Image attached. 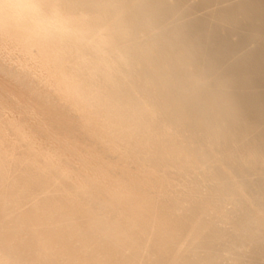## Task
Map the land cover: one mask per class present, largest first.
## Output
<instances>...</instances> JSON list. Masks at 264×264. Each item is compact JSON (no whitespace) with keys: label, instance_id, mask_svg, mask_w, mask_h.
<instances>
[{"label":"bare ground","instance_id":"obj_1","mask_svg":"<svg viewBox=\"0 0 264 264\" xmlns=\"http://www.w3.org/2000/svg\"><path fill=\"white\" fill-rule=\"evenodd\" d=\"M129 2H130V0H128ZM133 1H135V0H133ZM141 1H143V0H141ZM183 1V0H182ZM184 1H186V0H184ZM196 1V0H195ZM198 1V0H197ZM196 1V2H197ZM229 1H232V0H229ZM239 1V0H238ZM129 2H128V4H129ZM146 2V3H145ZM187 2V1H186ZM185 2V3H186ZM190 2V1H189ZM189 2H187V3H189ZM191 2L192 3H194L192 0H191ZM204 2H205V0H204ZM223 2H227V0L226 1H224L223 0ZM153 3V4H152ZM187 3H186V5H183L182 7L184 8V6L186 7L187 6ZM235 3H236V1H235ZM242 3V2H241ZM240 3V4H241ZM205 4V3H204ZM222 4H224V3H221V5ZM226 4V3H225ZM232 4H234V1H233V3H230V5H232ZM236 4H239V3H236ZM240 4L238 5V6H240ZM126 5V6H125ZM198 5H200V4H198ZM188 6H190V4H188ZM192 7L194 6V5H191ZM190 6V7H191ZM200 6H202V5H200ZM199 6V7H200ZM223 6V5H222ZM227 6H229V3L227 4ZM233 6L234 5H232L231 6V8H233ZM236 7H237V5H235ZM195 7H196V5H195ZM194 7V8H195ZM225 7V6H224ZM133 8L135 9V10H133ZM139 8V9H138ZM182 8V9H183ZM196 8H198V6L196 7ZM195 8V9H196ZM226 8V7H225ZM132 9V10H131ZM138 9V11L136 12V10ZM181 9V10H182ZM199 9V8H198ZM197 9V10H198ZM239 10V9H238ZM143 13H142V12ZM232 11H234V10H232ZM129 12H130V14H129ZM217 12V11H216ZM242 11H240V12H238V15L241 13ZM244 13V12H243ZM243 13H241V15L242 16H244V14ZM246 13V12H245ZM217 15H215L216 17H218V13H216ZM247 14V13H246ZM138 15H140V16H138ZM220 15H222L221 13H220ZM219 15V16H220ZM230 15V14H229ZM237 15V14H236ZM237 15V16H238ZM240 15V16H241ZM127 16H128V19H130L131 20V24H129V23H127L128 22V20H127ZM166 10H164V5H163V3H162V1L161 0H155V1H151V2H149V0L148 1H146V0H144V2H143V4L142 3H138V2H136L135 1V4H133L132 3V6H127V2H126V0H0V57H1V53H4L5 51H7V52H5V53H10V56L12 55V56H15V55H13V54H16L17 55V57H18V61L20 62L21 60H20V57L22 56L23 57V55L25 56V58L23 57V59H26L25 60V63H24V68L23 69H25V66H27V68L26 69H32L31 71H35V73L36 72H38L39 73V75L41 74V76L42 75H45L46 76V78L48 77L49 79H50V84L52 83V84H55V85H50V87H52V89H53V87L54 86H56V87H58V90H59V92H60V94H61V92H63L64 90V88L65 87H70L69 89H73L74 87H76L75 89H73V91H75L77 88V90L78 91H80V89L82 90V91H80V92H76V93H78V94H75L76 96L78 95V97L79 98H81L82 99V101H80L79 99H76V100H79V102H85L86 103V101H87V103L90 105V106H93L94 108H101L102 110H99V109H97V111L99 110L100 112H98V113H100V114H102L104 111V114H103V120H106V119H104L105 118V115H106V117H108V120L107 121H109V120H111L114 116L116 117V115L118 114L119 115V113L116 111V110H118L119 111V109L118 108H123V107H118L117 109L115 108V107H117L116 105H115V107H113L114 106V104L116 103V99H118V98H121L123 95L120 93V92H122V91H120V90H122V88L123 87H127L125 84L126 83H133V81H139V80H143V78H141V77H144V76H142L141 75V79L139 78H137V79H135V80H133L132 81V77L131 76H133V71L131 72L132 74L130 75V69H133L132 67H133V65H134V63L136 62L135 61V59L136 60H139V58L141 57V55H139L138 57V59L135 57V59H134V54L137 52V50H139L140 52H141V54L143 55V53H144V49H147L146 51H156V50H158V49H156L157 47V44H155L154 46H152V43L151 44H148V45H144V48H143V46H140V44L138 45V39H140V40H142V36H143V39L144 38H146V36H144V33H146V32H153V30H155V29H150V30H146L145 32L143 31V28H150V27H154L155 25H157V23H158V25H160L159 23L161 22V20H163V19H166ZM235 16V15H234ZM236 16V18H238ZM242 16H241V18H242ZM130 17V18H129ZM221 17V16H220ZM227 17V15L226 16H224L223 15V18H226ZM230 17V16H229ZM245 18H243V19H245V21H247L246 20V16H244ZM222 18V19H223ZM228 18V17H227ZM240 18V17H239ZM238 18V19H239ZM241 18L239 19V20H237L235 23L237 24V25H239L238 23H240V22H242V21H240L241 20ZM168 19V18H167ZM231 19V18H230ZM242 19V20H243ZM218 20H219V18H218ZM221 20V19H220ZM232 20V19H231ZM235 20V18L232 20V22ZM127 21V22H126ZM165 21V20H164ZM225 21H229V19L228 20H225ZM124 22H126L125 24H124ZM130 22V21H129ZM172 22V21H171ZM227 22H225L226 24H228ZM165 23H166V21H165ZM169 24H170V22H168ZM174 24L176 23V21L175 22H173ZM173 23H171V25L169 26V27H171L172 28V26L174 27L175 25H173ZM229 23H231V21L229 22ZM243 23H245V22H243ZM243 23L241 24V25H243ZM248 23V22H247ZM124 24V25H123ZM155 24V25H154ZM162 24V23H161ZM167 24V23H166ZM169 24H167V25H169ZM235 24V25H236ZM158 25H157V27H158ZM229 25V24H228ZM231 25H233L232 23H231ZM163 26V25H162ZM210 26L211 25H209L208 26V28H210ZM143 27V28H142ZM167 27V26H166ZM203 27V26H202ZM202 27H201V29H202ZM242 27V26H241ZM240 27V28H241ZM244 27V26H243ZM165 28V27H164ZM177 28V27H176ZM175 28V29H176ZM179 28V27H178ZM205 28V27H204ZM203 28V29H204ZM208 28H207V30H208ZM232 28H234V29H237L234 25H233V27ZM231 28V29H232ZM238 28H239V26H238ZM240 28H239V30H240ZM157 29V28H156ZM169 28H166V31L168 30ZM173 29V28H172ZM200 29V30H201ZM212 29V28H211ZM152 30V31H151ZM174 30V29H173ZM173 30H168V34L166 33V31H164V32H162V34H161V37L160 36H157V37H160L159 38V40L157 41V42H161L162 43V46L160 45V49H163L161 52L165 55V54H167V52L169 51H172L171 50V46H170V43H169V41L171 42V40H168V36L170 35H172L171 34V32L173 31ZM233 30V29H232ZM162 31H163V29H162ZM180 31V30H179ZM211 31V30H210ZM209 31V32H210ZM235 31V30H234ZM160 31H158V33L157 34H155V33H153V34H155V35H158V34H160L159 33ZM177 31H175L174 32V34L176 33ZM233 32V31H232ZM236 32H237V34H238V31L236 30ZM240 32H241V30L239 31V34H240ZM178 33V32H177ZM181 33V32H180ZM201 33V32H200ZM208 33V32H207ZM234 33V32H233ZM143 34V35H142ZM148 33H146V35H147ZM182 34V33H181ZM210 34V33H209ZM236 35V34H235ZM242 35V34H241ZM240 35V36H241ZM153 36V35H152ZM169 36V37H170ZM173 36V35H172ZM175 37L177 36L176 34L174 35ZM179 36V35H178ZM186 37H187V35H185ZM240 36H239V38L238 39H240ZM156 37V38H157ZM202 37V36H201ZM200 37V38H201ZM242 37V36H241ZM180 38V37H179ZM194 38V37H193ZM209 38H212V37H209ZM208 38V39H209ZM148 39H149V37H148ZM161 39V40H160ZM174 39V38H173ZM177 39V38H176ZM180 39H182V38H180ZM180 39H178V40H180ZM205 39H206V37H205ZM222 39V38H221ZM223 39H225V38H223ZM241 39H243V37L241 38ZM139 40V41H140ZM147 40V39H146ZM195 40L196 39H194V42H195ZM199 40H201V39H199ZM210 40V39H209ZM208 40V41H209ZM228 40V39H227ZM226 40V43L225 44H227V41ZM237 39H235V41H236ZM175 41V40H174ZM173 41V42H174ZM183 41H185V40H183ZM182 40H181V42H183ZM189 41V40H188ZM207 41V42H208ZM213 41V40H212ZM214 41H217V40H214ZM213 41V43H215ZM220 41H223V40H220ZM225 41V40H224ZM231 41V40H230ZM242 41V40H241ZM143 42V41H142ZM173 42H171V44H174ZM176 42V41H175ZM179 42V41H178ZM175 43L176 45H179V43H181V42H179V43ZM193 41H191V42H189L191 45H193V43H194ZM199 42H201V41H199ZM233 42V41H232ZM232 42H231V44H232ZM236 42H238V40L236 41ZM236 42H235V44H236ZM144 43V42H143ZM146 43H148V40L146 41ZM150 43V42H149ZM165 43V44H164ZM224 43V42H223ZM222 43V44H223ZM229 43V42H228ZM245 43H246V41H245ZM248 43V42H247ZM145 44V43H144ZM183 44H185V43H183ZM216 44L218 45V43L216 42ZM215 44V45H216ZM241 44V43H240ZM243 44V43H242ZM249 44V43H248ZM247 44V45H248ZM158 45H159V43H158ZM182 45V44H181ZM181 45H180V47L179 48H183L184 47V45H183V47H181ZM188 45V44H187ZM202 45V44H201ZM215 45H212V47L213 46H215ZM221 45V44H220ZM224 45V44H223ZM222 45V47H224ZM239 45V44H238ZM252 45V44H251ZM174 45H172V47H173ZM200 46V45H199ZM226 47L228 46V45H225ZM229 46H230V44H229ZM233 46V44L231 45V47ZM241 45H239V46H237V48H238V50L237 51H239V47H240ZM243 46V45H242ZM242 46H241V48H242ZM246 46V45H245ZM147 47V48H146ZM178 47V46H177ZM187 47V46H186ZM193 47H194V45H193ZM196 47V46H195ZM218 47V46H217ZM219 47H221V46H219ZM249 47V46H248ZM251 47V46H250ZM254 47V46H253ZM159 48V47H158ZM200 48V47H199ZM198 48V49H199ZM216 48V47H215ZM240 48V49H241ZM256 48V47H255ZM173 49V48H172ZM193 49V48H192ZM196 49V48H195ZM219 49V48H218ZM229 49V48H228ZM228 49H227V51H228ZM235 49H236V45H235ZM182 50V49H181ZM181 50H178V51H181ZM184 50V49H183ZM197 50V49H196ZM211 50H213V49H211ZM220 51H221V48L219 49ZM217 51V49H216V52L215 53H217L218 52V54H220L219 52L220 51ZM223 50H226V49H224L223 48ZM230 50V49H229ZM242 50V49H241ZM240 50V51H241ZM145 51V52H146ZM165 51H167L166 53H165ZM199 51H201V50H199ZM239 51V52H240ZM152 52V53H153ZM161 52H159V55H160V53ZM174 52V51H173ZM184 53H185V50L183 51ZM212 52V51H211ZM214 52V51H213ZM212 52V53H213ZM225 52V51H224ZM231 52H232V50H231ZM233 52H234V50H233ZM232 52V53H233ZM247 52V51H246ZM246 52H244L243 51V53H245L246 54ZM251 52H252V49H251ZM156 53V52H155ZM172 53V52H171ZM170 53V54H171ZM175 53V52H174ZM177 53V52H176ZM188 53V52H187ZM214 53V55L215 56H217L216 54ZM235 53L237 54V55H239L237 52H234L233 54H234V56H236L235 55ZM249 52H247V54H248ZM138 53H136V55H137ZM140 54V53H139ZM151 54V53H150ZM154 54V53H153ZM191 54V53H190ZM211 54V53H210ZM226 54V53H225ZM240 54H242V53H240ZM246 54V55H247ZM253 54H254V52H253ZM148 55V54H147ZM157 55V54H156ZM174 55V54H173ZM177 55H180V54H177ZM176 55V56H177ZM184 55V54H183ZM182 55V56H183ZM187 55H189V54H187ZM200 55V54H199ZM214 55H212V57L214 56ZM229 55V54H228ZM251 55V54H250ZM249 55V56H250ZM7 56H9L8 54H5V57L4 58H7ZM153 56V58H154V55H152ZM151 56V57H152ZM161 56V55H160ZM170 56H172V55H170ZM185 56V55H184ZM194 56V55H193ZM202 55H200V56H198V57H201ZM214 56V57H215ZM219 56V55H218ZM217 56V57H218ZM225 56V55H224ZM223 56V57H224ZM231 56V55H230ZM240 56H242V55H240ZM150 57V58H151ZM162 57H163V55H162ZM161 57V58H162ZM166 59L169 57V55L168 56H164ZM178 57V56H177ZM181 57V56H180ZM187 57V56H186ZM189 57H192L191 55L189 56ZM187 58V59H190V58ZM194 57H197V54L194 56ZM197 57V58H198ZM211 57V56H210ZM222 58V56H219L218 58ZM229 56H227V57H225L227 60L229 59V58H231V57H229ZM237 57V56H236ZM236 57H233V59L235 58L236 59ZM9 58V57H8ZM15 58H16V56H15ZM14 58V59H15ZM158 58H159V56H158ZM158 58L156 57V60H157V62H158ZM161 58H159V59H161ZM171 58V57H170ZM196 58V59H197ZM225 58L223 59V60H225ZM10 59H12V57L10 58ZM10 59H8V62H10L9 60ZM17 59V58H16ZM22 59V60H23ZM144 59V58H143ZM143 59H141V60H143ZM166 59H164V60H166ZM193 58H191L190 60H192ZM195 59V58H194ZM194 59H193V61H194ZM198 59H200V58H198ZM242 59V58H241ZM3 60V59H2ZM7 61V59H4L3 61ZM13 60V59H12ZM171 60V59H170ZM186 60V59H185ZM185 60H184V62H185ZM231 60V59H230ZM2 61V64L4 63ZM16 61V60H15ZM134 61V62H133ZM140 61V60H139ZM139 61H138V63H137V65L139 64ZM155 61V60H154ZM161 61V60H160ZM168 61V60H167ZM196 62H197V64L196 65H199V64H202V62L200 61V63L198 64V61L199 60H195ZM194 61V62H195ZM237 61H239V60H237ZM243 60H241V62H242ZM17 62V61H16ZM16 62L14 63V64H16ZM24 62V61H23ZM132 62H133V65H132ZM141 62H143V61H141ZM153 61H152V59H151V63H152ZM189 62V61H188ZM193 62V64L195 65V63ZM227 62V61H226ZM231 62H233L232 60H231ZM234 62H235V60H234ZM13 62H11V64H12ZM136 63H135V65H136ZM150 63V60L148 61V64ZM154 63L155 64H157L156 66L154 65ZM161 63L162 62H160V65H161ZM163 63H164V61H163ZM162 63V64H163ZM171 63V64H170ZM170 65H172V62L170 61ZM183 63V62H182ZM192 63V62H191ZM190 63V64H191ZM221 63H223V62H221ZM220 63V64H221ZM229 63H230V61L228 62V63H226V64H228L229 65ZM2 64H0L1 66H2ZM8 64V63H7ZM10 64V65H11ZM158 64L159 63H156V62H153V64H151V65H154V67H155V69H154V67L152 68V66L151 67H149V68H151L152 70L150 71V69H149V71H148V68H147V71L151 74V75H149V76H151V78H153V79H151V80H155V81H158V82H160L161 84H162V82H163V84H164V82L165 83H167L165 80L163 81V78L160 76V75H162V74H160V71L162 70L161 68H159L158 67ZM165 64V63H164ZM167 64H168V62H167ZM169 64H168V70H169ZM178 64V63H177ZM205 64V63H204ZM204 64H202L203 66H205V68H206V66H209L210 64L209 63H207L206 65H204ZM219 64V65H220ZM223 64H225V62L223 63ZM225 64V65H226ZM231 64V63H230ZM233 64V63H232ZM236 64H237V62H236ZM241 63H239L238 64V66L240 65ZM4 66H5V64H3ZM17 65V64H16ZM16 65H15V67H16ZM22 65H23V63H22ZM189 65V64H188ZM195 65V66H196ZM224 65V66H225ZM234 65V64H233ZM233 65H230L231 67H233ZM243 65H245V63L244 64H242V66ZM0 66V70L1 69H3L2 67ZM3 66V67H4ZM6 66H9V65H6ZM6 66H5V68H6ZM12 66V65H11ZM132 66V67H131ZM139 66H141V67H143V65H138V67ZM150 66V65H149ZM167 66V65H166ZM173 66H174V63H173ZM172 66V67H173ZM179 66H181V65H179ZM195 66H194V68H195ZM202 66V67H203ZM223 65L221 66V67H224ZM241 66V67H242ZM14 67V66H13ZM17 67H18V65H17ZM19 67H20V65H19ZM18 67V69L19 70H22L21 68H19ZM136 69L135 70H137V67L136 66H134ZM160 67H162V66H160ZM176 67V66H175ZM174 67V68H175ZM178 67V66H177ZM197 67V66H196ZM201 67V68H202ZM220 67V66H219ZM226 67V66H225ZM235 67H236V65H235ZM240 67V66H239ZM241 67H240V69H241ZM8 68V67H7ZM161 69L160 71L159 70H157V69ZM164 68V67H163ZM166 68V67H165ZM164 68V69H165ZM167 68H166V70L165 71H167L168 72V70H167ZM171 68V67H170ZM180 68L182 69V67H179V70H180ZM197 68H199V67H197ZM209 68H210V66H209ZM216 68V67H215ZM214 68V69H215ZM227 69H228V67H226ZM230 68V67H229ZM237 68V67H236ZM244 68H246V67H242V70H244ZM9 69H10V66H9ZM9 69H8V71L7 70H5L6 71V76L8 75L9 76V73H10V75L12 76L13 74H11V70H10V72H9ZM18 69H16V70H18ZM25 69V70H26ZM139 69V68H138ZM177 69V68H176ZM183 69H184V66H183ZM182 69V70H183ZM188 69V68H187ZM187 69H186V71H187ZM212 69H213V67L212 68H210V70L212 71ZM213 69V70H214ZM225 69V68H224ZM258 69V68H257ZM262 69H264V68H262ZM141 70V69H140ZM144 70H146V69H144ZM171 70V69H170ZM172 70H173V68H172ZM198 71L200 70V69H197ZM196 69H192L191 71H187V73L185 74L187 77V79H188V82H189V80H190V84H191V80H195L196 82L199 80V79H202L201 77L199 78L198 76L199 75H197L198 73V71H197ZM218 70V69H217ZM220 70H222V69H220ZM226 70V69H225ZM234 70V68L231 70V72ZM238 70V69H237ZM261 70V69H260ZM4 71V69L2 70V72ZM14 71V70H13ZM23 71V70H22ZM29 72H30V70H28ZM139 70H137L136 72H138ZM143 71V70H142ZM142 71H141V73H142ZM164 71V70H163ZM165 71H164V75H168V76H171L170 75V73H172V72H170V73H165ZM176 71H178V70H176ZM219 71V70H218ZM227 71V70H226ZM240 70H238V72H239ZM245 71V70H244ZM2 72H0V73H2ZM7 72H9L8 74H7ZM18 72V71H17ZM17 72H16V74H17ZM20 72V71H19ZM18 72V73H19ZM24 72V71H23ZM22 72V73H23ZM28 72V73H29ZM33 72H32V75H33ZM148 72L146 73L147 74V76H148ZM205 72V71H204ZM207 72H209L208 71V68H207ZM222 72L224 73V71H221V73L219 74V75H221L222 74ZM235 72V71H234ZM237 71H236V73H238ZM4 73V72H3ZM14 73V72H13ZM21 73V72H20ZM19 73V74H20ZM28 73H25V74H28ZM37 73V74H38ZM141 73H138V74H141ZM143 73H145L144 71H143ZM180 73V72H179ZM182 73H183V71H182ZM202 74H204L203 72H201ZM211 73V72H210ZM242 73H244L243 71H241V74ZM15 74V75H16ZM18 74V75H19ZM24 74V73H23ZM30 74V73H29ZM208 75V79H211V80H213V77L211 78V76H209V73H207ZM213 74V73H212ZM228 74V73H227ZM0 75H3V74H0ZM35 75V74H34ZM67 75H69V79L70 80H68L67 79ZM136 75V74H135ZM134 75V76H135ZM173 75H174V77H176V78H178V76H176L175 75V73H173ZM181 75V74H180ZM205 75V74H204ZM203 75V76H204ZM211 75V74H210ZM228 75H230V74H228ZM228 75L227 76H225V78L226 77H228ZM231 75H233V74H231ZM231 75L228 77V78H231ZM234 75H237L236 76V78H238V75H240V74H234ZM262 75H264V74H262ZM3 76H5V75H3ZM3 76L2 77H0V79L1 78H3ZM8 76H7V78H8ZM14 76V75H13ZM20 76H24V75H19V77ZM29 77H30V75H28ZM44 76V77H45ZM73 76V77H72ZM133 76V77H134ZM138 76V75H137ZM136 76V77H137ZM154 76H158L157 78L155 77V79H154ZM201 76V75H200ZM255 76L256 75H254V76H252V77H254L253 79H256L255 78ZM19 77L17 76V77H15L16 78V82H18V84L19 83H21V81L19 80ZM25 77V76H24ZM27 77V76H26ZM35 77H37V75L35 76ZM135 77V78H136ZM181 77V76H180ZM206 77V76H205ZM221 77H222V75H221ZM12 78V77H11ZM31 78H32V76H31ZM30 78V79H31ZM38 78V77H37ZM41 78V77H40ZM146 78V77H145ZM148 78V77H147ZM146 78V80L148 81V80H150V79H147ZM170 78V77H169ZM169 78L168 79H166V80H168L169 81ZM176 78H174L175 80H177L178 81V79H176ZM182 78H183V74H182ZM185 78V77H184ZM189 78H191V79H189ZM233 78V77H232ZM240 78H241V75H240ZM240 78H239V81H242V80H240ZM244 78V77H243ZM248 78V77H247ZM249 78H250V76H249ZM248 78V79H249ZM259 78V77H258ZM261 78V77H260ZM262 78H264V77H262ZM4 79H6V78H4ZM9 79V78H8ZM7 79V80H8ZM13 79H12V81H10L12 84L15 82H13ZM18 79V80H17ZM21 79V78H20ZM33 79V78H32ZM32 79L29 81V82H27V79H26V81L24 80V78H23V80L25 81V82H27L26 84H28V86L31 84V82H32ZM43 76H42V80L41 81H43ZM49 79H47V80H49ZM72 79V80H71ZM73 79H75L74 81H73ZM134 79V78H133ZM157 79V80H156ZM162 79V80H161ZM180 79V78H179ZM203 79H204V77H203ZM222 79V78H221ZM235 79V78H234ZM67 80V81H66ZM131 80V81H130ZM141 80V82L143 83V81ZM180 80H183V79H180ZM185 80V79H184ZM205 80H207V78H205ZM205 80H202V81H200V83L202 82L203 83V81L205 82ZM219 80H220V78H219ZM222 80H224V79H222ZM222 80H221V82H222ZM245 80H246V78H245ZM257 80H259V79H257ZM262 80H264V79H262ZM2 81H4L3 79H2ZM20 81V82H19ZM35 81V80H34ZM37 81V80H36ZM45 81H46V79H45ZM85 81V82H84ZM124 81H126V83L124 82ZM154 81V83H156ZM171 82L173 81L172 79L170 80ZM194 81V82H195ZM215 81V83H216V81L217 80H213V81H211L212 83V88L214 87L213 85H214V82ZM237 81H238V79H237ZM249 81V80H248ZM250 81H251V78H250ZM254 81V80H253ZM253 81H252V83H253ZM256 81V80H255ZM254 81V83H258L259 82V84H260V81H256L255 82ZM15 82V83H16ZM25 82H23L22 81V83L21 84H23V83H25ZM39 82H40V79H39ZM47 82V81H46ZM125 83V84H123L122 85V83ZM140 82V81H139ZM146 82V81H145ZM150 82H152V81H149V83ZM157 82V83H158ZM182 82V81H181ZM185 82L186 83H188L186 80H185ZM195 82V83H196ZM210 82V81H209ZM220 82V81H219ZM224 82H226V81H224ZM244 82V81H243ZM44 83V82H43ZM42 83V84H43ZM79 84V85H76V84ZM148 82L146 83V85L147 84H149ZM174 83V82H173ZM176 83V82H175ZM186 83L184 84V86L186 85ZM193 83V82H192ZM199 83V81L193 86V88L195 87V86H197V84ZM200 83H199V86H197L198 87V89H199V87L200 88H202V90H200V91H198L197 93H199V94H196L198 97H199V100H197L196 102H198V101H202V100H204V101H206V100H208V102L210 101V103H211V99H213L214 97H215V95L217 94H215V92L214 91H216L217 90V86H216V84H215V87H216V90H214V91H212L211 90V92H213V94L214 95H211V92H208L207 90L209 89V87H207L208 85H211L210 83L208 84L207 83V81L205 82L206 84H208V85H206V84H204L203 83V85L202 86H200ZM218 83V82H217ZM241 83V82H240ZM245 83H247V81L245 82ZM251 83V85L253 86V84ZM262 83H264V81H262ZM262 83L259 85L260 87H261V85H262ZM11 84V85H12ZM20 84V85H21ZM26 84H23V85H21L24 89L26 88L25 86H27ZM45 85H46V83H44ZM135 84V82L133 83V85ZM144 84V83H143ZM143 84L141 85V83H138L137 85L138 86H140V87H142L143 86ZM171 84V83H170ZM179 84H181V83H179ZM179 84H175V85H179ZM190 84H188V86L190 85ZM239 84V83H238ZM3 85V84H2ZM2 85H1V88H2ZM7 85H8V83H7ZM17 85V84H16ZM25 85V86H24ZM37 86V83L36 84H34L33 83V86ZM40 85H41V82H40ZM49 85V83H47V85L46 86H48ZM150 85H151V83H150ZM167 85V84H166ZM166 85H165V87H166ZM172 85V84H171ZM170 85V86H171ZM175 85H173V86H175ZM193 85V84H192ZM204 85H206V87L208 88V89H206V91H204L203 90V88H205V86ZM220 85V84H219ZM223 85V84H222ZM224 85H226L225 83H224ZM223 85V86H224ZM244 85H246V84H244ZM251 85H247V86H250L251 87ZM255 85V84H254ZM257 85V84H256ZM255 85V87H257V89H259L258 88V86H256ZM5 87H6V84L4 85ZM14 86V88H15V84L13 85ZM18 86V85H17ZM16 86V87H17ZM28 86H27V88H28ZM33 87V90H36L35 88H37V87ZM39 86V85H38ZM120 86H121V89H120ZM148 86V87H147ZM146 87H147V89L145 88V87H143V89L145 88L146 90H148V92H149V94L148 95H146L147 97L150 95V98H151V96L153 97V93H151L150 94V92H152L153 91V89H151L150 88V90L151 91H149V85H147ZM157 86H159V85H157ZM168 86V85H167ZM182 86V85H181ZM237 87H238V85H236ZM239 86H240V84H239ZM5 87H3V89L5 88ZM42 87V86H41ZM41 87L39 86L38 87V91L41 89ZM64 87V88H63ZM73 87V88H72ZM105 87H107V88H105ZM135 87V86H134ZM130 87V88H127V89H130V90H133V92H134V89L137 87ZM150 87H152V86H150ZM153 87H155L156 88V84H154L153 85ZM164 87V88H165ZM176 87V86H175ZM183 87V86H182ZM186 87V86H185ZM192 87V86H191ZM196 87V88H197ZM210 87V88H211ZM214 87V88H215ZM219 87L220 86H218V89H219ZM226 87V86H225ZM228 88H229V85L227 86ZM241 87V86H240ZM245 87V86H244ZM0 88V90H2L3 91V89H1ZM10 88V85H9V87H8V89ZM12 88V87H11ZM40 88V89H39ZM47 88V87H46ZM139 88V87H138ZM160 88H161V86H160ZM163 88V89H164ZM171 88H172V86H171ZM170 88V89H171ZM189 88V87H188ZM188 88H187V90H185V91H189V93H191L190 92V90H188ZM196 88H194V90H196ZM213 88V89H214ZM228 88H225V89H228ZM242 89H243V87H241ZM16 89H19L18 91H20V86H19V88H15V89H13V91L14 90H16ZM29 89H32L31 87L29 88ZM43 89V88H42ZM49 89V88H48ZM56 89V88H55ZM68 89V88H67ZM66 89V90H67ZM104 89V90H103ZM143 89H140V91L142 92L143 91ZM145 89H144V93H143V95H145L146 93H145ZM167 90L169 89V88H166ZM166 89H164V91L166 90ZM174 89V88H173ZM176 89V88H175ZM178 90H180V89H182V88H180V86L177 88ZM183 89H185L184 87H183ZM182 89V90H183ZM189 89H192V88H189ZM221 89H223L224 90V87H221ZM236 89V88H235ZM235 89H233L234 90V92H236L238 89L240 90V88L238 87V89H236V91H235ZM256 89V90H257ZM262 89H264V87H262ZM5 90V89H4ZM10 90V89H9ZM6 91V92H4L5 93V96H6V93L7 92H9L10 93V91ZM21 90H22V88H21ZM27 89H25V91H26ZM47 90V89H46ZM57 90V89H56ZM63 90V91H62ZM125 90V89H124ZM130 90H129V92H130ZM157 90H159V91H157L158 92V95H159V92H160V89H159V87H157ZM246 90V89H245ZM245 90H242V91H245ZM261 90V89H260ZM28 92L30 91V90H27ZM26 91V92H27ZM37 91V92H38ZM41 91V90H40ZM43 91H45V90H43ZM50 91H52V90H50ZM50 91H49V93H50ZM68 91H70V90H68ZM154 91H156V89L154 90ZM163 91V90H162ZM184 91V92H185ZM197 91V90H196ZM226 91V90H225ZM224 91V92H225ZM231 91V90H230ZM254 91V90H253ZM258 91V90H257ZM262 91V90H261ZM15 92H17V91H15ZM36 92V93H37ZM52 92H54V93H59V92H55V90L54 91H52ZM52 92L50 93V95L52 94ZM67 92V91H66ZM66 92H63L64 94L66 93ZM72 92V91H71ZM125 92H128V90L126 91L125 90ZM125 92H123V93H125ZM137 92V91H136ZM141 92H139V94L137 93L136 94V96L135 97H137V95H142V94H140ZM168 92V91H167ZM169 92H171L172 93V90L171 91H169ZM166 93L167 95H163V97L161 98L162 99V101H160V102H158L157 100H156V102H152L151 103V99H149L150 100V102L149 103H151L150 104V109H149V111L150 110H152V108H153V112L154 111H156L157 110V112H158V114H159V112H161L162 114H164V113H166V111L168 110V111H170L169 109L171 108V107H173V108H175V109H178L179 110V112L181 111L182 113L183 112H185V110H186V108H187V103L186 102H184V100H181L182 98L180 97V99L179 98H177L176 99V97L177 96H179V95H177L176 96V94L173 96V97H175V99H172V101H170V97L168 96V94L170 95V93ZM176 92H177V90H176ZM175 92V93H176ZM182 93H183V91H181ZM218 92H220V90L218 91ZM222 92V91H221ZM224 92H222V93H224ZM239 92V91H238ZM241 92V91H240ZM240 92H239V95H240ZM248 92V91H247ZM247 92L245 93V94H247ZM259 92V91H258ZM0 93H2V92H0ZM4 93H3V96L2 97H4ZM48 93V94H49ZM68 93V92H67ZM131 93V92H130ZM129 93V94H130ZM174 93V92H173ZM181 93V96L182 95H184V94H182ZM192 93L194 94V92H193V90H192ZM191 93V94H192ZM196 93V92H195ZM227 93H228V95H229V91L227 90ZM231 93H232V91H231ZM252 93H254V92H252ZM262 93H264V92H262ZM8 94V93H7ZM33 94V93H32ZM73 94V93H72ZM121 94V95H120ZM134 94H135V92H134ZM165 94V93H164ZM177 94H179V93H177ZM226 94V93H225ZM235 94V93H234ZM259 94H261L260 92H259ZM258 94V95H259ZM14 95V97H15V93L13 94ZM18 93H17V95H16V99H17V97H18ZM35 95V94H34ZM43 95V94H42ZM47 95V94H46ZM46 95H44V96H46ZM54 95V94H53ZM113 95V96H112ZM125 95V94H124ZM142 95V96H143ZM155 95H157V94H155ZM157 95V97H159ZM173 95V94H172ZM187 95V94H186ZM186 95H184L185 97H187ZM222 95V94H221ZM231 95V94H230ZM232 95H233V93H232ZM231 95V96H232ZM244 95V94H243ZM257 95V94H256ZM1 96V95H0ZM8 96V95H7ZM11 96H12V94H11ZM26 95H24V97H25ZM31 96V95H30ZM33 96V95H32ZM31 96V97H32ZM37 96H40L39 94L37 95ZM43 96V97H44ZM56 96V95H55ZM54 96V97H55ZM58 96H64V95H58ZM66 96H67V94H66ZM65 96V97H66ZM73 96V95H72ZM83 96H84V98H83ZM116 96V97H115ZM126 96V95H125ZM130 96H132L131 94H130ZM162 96V95H161ZM169 98H168V97ZM194 96V95H193ZM220 96V95H219ZM238 96V95H237ZM8 97H10V95L8 96ZM8 97H4V98H1L0 97V100L2 101V99H5L4 101H6V99L8 98ZM19 97H20V95H19ZM27 97V96H26ZM25 97V100H26V102H27V99L29 100L31 97H28V98H26ZM36 97V96H35ZM42 97V96H41ZM46 97H48V95L46 96ZM65 97H64V101H65ZM69 97H71V95L70 96H67V98H69ZM111 97H115V98H113V99H115L114 101V104L112 103V98ZM139 97V96H138ZM137 97V98H138ZM141 97V96H140ZM147 97H145L146 99H147ZM183 97V96H182ZM188 97H190V98H193V97H191L190 96V94H189V96ZM188 97H187V99H188ZM236 97V96H235ZM242 97V96H241ZM245 96H243V98H244ZM247 97L248 96H246L245 98L247 99ZM33 98V97H32ZM31 98V99H32ZM49 98H50V96H49ZM53 98V97H52ZM75 98V97H74ZM111 98V101L110 100H108V99H110ZM132 98H133V96L131 97V99H130V97L128 98L127 96H126V100L127 101H129V100H132ZM166 98H168V99H166ZM184 98V97H183ZM215 98H218V100L215 102V99H214V101H213V103L215 102V103H217L218 101H219V97H215ZM221 98V97H220ZM239 98H240V96H239ZM245 98H244V100H245ZM252 98H255V97H252ZM10 99H12V98H10ZM16 99L14 100V99H12L13 100V102L11 103V101L9 100V98L7 99V100H9V104H10V106H11V104H13L14 102V104H17L16 103ZM20 99V98H19ZM31 99L29 100V102L31 101ZM34 99V98H33ZM32 99V100H33ZM36 99V98H35ZM41 99V98H40ZM39 99V100H40ZM45 99V98H44ZM54 99V98H53ZM53 99H52V101H53ZM144 99V98H143ZM153 99H156V98H153ZM158 99V98H157ZM194 99V101L197 99L196 97L195 98H193ZM223 99H225V96L224 97H222V99L221 100H223ZM249 99V98H248ZM250 99H251V97H250ZM257 98H255V100H256ZM36 100H38V99H36ZM38 100V102L36 101V103L38 104V105H40L39 104V101ZM48 100V99H47ZM50 100V99H49ZM58 100H59V98H58ZM57 100V102H58V106H59V101ZM60 100H62V98L60 99ZM68 100H70V98L69 99H67L66 100V103H68L67 101ZM75 100V99H74ZM84 100H86V101H84ZM121 100H123V99H120V101ZM125 100V99H124ZM123 100V101H124ZM125 100V101H126ZM139 101H141V103H143V101H142V99L140 100V99H138ZM181 100V101H180ZM192 100V99H191ZM228 101V98H226L225 99V102H227ZM235 100V99H234ZM252 100V99H251ZM0 101V102H1ZM3 101V102H4ZM18 101V100H17ZM21 102H24L23 100H20ZM41 101H42V99H41ZM51 101V102H52ZM56 101V100H55ZM63 101V102H64ZM110 101V102H109ZM118 101H119V99H118ZM119 101V102H120ZM138 101V102H139ZM145 101V100H144ZM154 101V100H153ZM185 103V105H184V103ZM185 101H188L189 102V100H186L185 99ZM193 101V100H192ZM229 101H230V99H229ZM229 101H228V103H229ZM233 101V100H232ZM230 101V103H232V105H233V102H235V101ZM236 101H237V97H236ZM241 100H239V102H240ZM258 101V100H257ZM256 101V102H257ZM260 101V100H259ZM3 102H1V103H3ZM18 103L17 105L18 106H21L22 105V103ZM25 102V103H26ZM29 102H27V103H29ZM32 102V101H31ZM45 102H46V100H45ZM44 102V103H45ZM75 102V101H74ZM73 102V103H74ZM78 102V103H79ZM130 102V101H129ZM137 102V101H136ZM208 102H204L205 104L206 103H208ZM238 102V101H237ZM241 102H243V101H241ZM246 102V101H245ZM261 102H264V101H261ZM7 102H4V105L6 104ZM23 104V105H27V103L26 104ZM71 104H73L72 102H70ZM87 103H86V105H87ZM108 103H112L113 105H111V107L112 108H115V109H113V110H111L110 109V105L108 104ZM120 103H123L122 101L120 102ZM120 103H118V104H120ZM125 103V102H124ZM146 103V102H145ZM192 103V102H191ZM200 103V102H199ZM203 103V102H202ZM201 103V104H202ZM209 103V104H210ZM215 103L213 104L214 106H215ZM219 103V102H218ZM217 103V104H218ZM221 103V102H220ZM230 103H229V105H228V107L230 106ZM247 103L248 102H246V103H243V104H245V105H247ZM253 103H255V101L253 102ZM20 104V105H19ZM31 104V103H30ZM29 104V105H30ZM37 104L34 106L33 105V103H32V105H33V107L35 108L36 107V109L38 108V106H37ZM41 104H43V103H41ZM46 105L48 104V103H45ZM61 104H62V102H61ZM69 104V103H68ZM75 104V103H74ZM73 104V105H74ZM81 105H82V103H80ZM128 104V103H127ZM137 104H139V103H137ZM136 104V105H137ZM144 104V103H143ZM190 104V103H189ZM195 104H197V103H195ZM194 104V105H195ZM212 104V103H211ZM222 104V103H221ZM237 104V103H236ZM239 104V103H238ZM240 104H242V103H240ZM252 104V103H251ZM250 104V105H251ZM258 104V103H257ZM262 104V103H261ZM16 105V108L18 107ZM32 105H30V106H26V107H28V108H26V110L28 111V109L29 110H35V109H33V108H31L32 107ZM52 105H55L56 106V109L58 110V112L59 111H61L63 108H61L60 110L58 109L59 107H57V105L56 104H54V103H52ZM66 105V104H65ZM70 105V104H69ZM72 105V106H73ZM76 105H78L77 103H76ZM76 105L74 106V107H76ZM89 105H88V108H90L89 107ZM129 105V104H128ZM128 105H124V104H122V106H124L125 108L126 107H129ZM130 105H131V103H130ZM140 105V104H139ZM193 105V104H192ZM194 105L192 106L193 108H196V107H194ZM200 105V104H199ZM198 104L197 105H195V106H197V108H199L200 106H199ZM223 105V104H222ZM227 105V104H226ZM244 105V106H245ZM249 104H248V106H250ZM259 105V104H258ZM258 105H256L255 104V108L254 109H256L257 108V106ZM262 105H264V104H262ZM1 106H3V104H1ZM7 106V105H6ZM6 106H3V111L1 110L0 112H7V116H9V115H11L12 114V117L10 118L9 117V120L11 119H15L14 121L18 124V125H20L21 123H18L17 121L18 120H20V119H22L23 118V116L24 117H26L27 115H25L24 113H23V115H22V112H19V114L21 113V117L19 116V115H17L16 117H17V119H18V116L20 117L18 120H16V118H14V116H13V111H11V114L10 113H8V111L7 110H9V108H10V106L9 107H6ZM12 106H15V105H12ZM12 106H11V108L10 109H14V108H12ZM24 106V107H25ZM47 106H50L51 107V104L50 105H47ZM63 107H64V103H63V105H62ZM61 106V107H62ZM71 105H70V107H72ZM84 106V108H85V105H83ZM147 106H149L148 104H147ZM191 106V105H190ZM189 106V107H190ZM199 106V107H198ZM205 106V105H204ZM211 106V105H210ZM213 106V107H214ZM235 106V105H234ZM241 105H238V106H236V107H240ZM261 106V105H260ZM30 107V108H29ZM39 107H41V105L39 106ZM42 107H43V105H42ZM41 107V108H42ZM52 107H54V106H52ZM66 107H68V105H66ZM66 107H65V109H66ZM81 107V106H80ZM80 107H79V109H80ZM92 107V108H93ZM139 107H141V106H139ZM138 107V108H139ZM203 107V106H202ZM207 107H209V105L207 106ZM213 107H210V109L212 108L213 109ZM216 107V106H215ZM214 107V108H215ZM227 107V108H228ZM236 107H235V109H236ZM246 107V106H245ZM250 107H252V106H250ZM261 107H264V106H261ZM261 107H259L260 109H261ZM5 108H7L6 110H5ZM23 108V106L20 108V109H22ZM44 109H45V106L43 107ZM48 108L49 107H47V110H48ZM81 108H83V107H81ZM83 108V110L82 109H80V110H82V111H84L85 109ZM137 108V109H138ZM204 108H206V106L204 107ZM222 108H224V107H222ZM226 108V109H227ZM230 108V107H229ZM233 108V107H232ZM241 108V107H240ZM253 108V107H252ZM251 108V109H252ZM1 109V108H0ZM44 109H42L43 110V112H44ZM55 108H54V110H56ZM71 109H73V108H71ZM75 110H76V112L77 113H81V112H78V107H77V109L76 108H74ZM110 109V110H109ZM142 109V108H141ZM141 109H138V110H141ZM143 109H145V111L147 110V108H144L143 107ZM175 109H173V110H175ZM188 109V108H187ZM207 109V108H206ZM209 109V108H208ZM209 109V110H210ZM218 109V108H217ZM242 109V108H241ZM247 109V108H246ZM245 109V110H246ZM251 109H249L248 111H251ZM258 109V108H257ZM17 109H15L14 110V112L16 111ZM23 110H25V109H23ZM23 110H20V111H23ZM39 112H33V111H31L32 113H34V114H32L31 112H28V113H30L31 115H34V117H35V119H37L38 120V118H36V114L37 113H40L41 112V109H37ZM52 110V111H51ZM64 110V109H63ZM63 110L61 111L62 113H65V112H63ZM75 110H74V112H75ZM79 110V111H80ZM88 110L89 109H87L86 108V110L84 111V112H88ZM121 110V109H120ZM122 110H125L126 111V109H122ZM121 110V111H122ZM189 110V109H188ZM187 110V111H188ZM195 110H198V109H195ZM195 110H194V112H195ZM201 110H203L202 108H201ZM219 110V109H218ZM218 110H216V111H218ZM17 111H19V109L17 110ZM27 111H24L25 113L27 112ZM36 111V110H35ZM49 111L50 112H53V109L51 108H49ZM69 111L70 110H68V113H69ZM121 111H119L120 113H121ZM177 111V110H176ZM189 111H191V109L189 110ZM188 111V112H189ZM198 111H200V110H198ZM214 111V110H213ZM230 112H231V109L229 110ZM239 111V110H238ZM241 111H243L242 113H244V109H242ZM240 111V112H241ZM49 112V113H50ZM55 112V111H54ZM93 112V111H92ZM92 112L90 113V114H92ZM102 112V113H101ZM116 112H117V114H116ZM124 112V111H123ZM130 112V111H129ZM133 112V111H132ZM144 112V111H143ZM141 113V114H143V117H144V113ZM170 112H172V111H170ZM178 112V113H179ZM194 112H190V113H194ZM203 112V111H202ZM221 112V111H220ZM245 112H247V111H245ZM255 112V111H254ZM262 113H264V111H261ZM0 114V116H2L3 114ZM15 113H17V112H15ZM14 113V114H15ZM27 113V114H28ZM47 113V112H46ZM61 113V114H62ZM71 113H73V112H71L70 111V114ZM76 113V114H77ZM95 113V112H94ZM93 113V114H94ZM126 113H128V111H126ZM134 113V112H133ZM139 113V112H138ZM137 113V114H138ZM140 113L138 114V115H140ZM169 113V112H168ZM172 113H174V112H172ZM171 113V114H172ZM190 113L188 114L190 117H191V115H190ZM201 113V112H200ZM206 113V112H205ZM205 113H202V114H204V116L203 115H201L200 116V118L202 119V118H204L205 117ZM208 113H209V111H208ZM208 113H207V117H209L210 116V114H209V116H208ZM222 113V112H221ZM224 113V112H223ZM256 113H258V111L256 112ZM4 114H6V113H4ZM30 114H28L29 116H30ZM50 114H52V113H50ZM49 114V116L50 117H52L51 115ZM54 114V113H53ZM56 114V113H55ZM58 114V113H57ZM56 114V115H57ZM60 113H59V118H61V117H63L62 115H61ZM66 114H67V112H66ZM66 114H65V117L66 118H68L69 116H70V114L68 115L67 114V116H66ZM73 114H75V113H73ZM71 115V116H75V115ZM82 114V116L80 115L79 117L81 118V117H83V116H85V117H88L89 118V116H86L85 115V113H84V115H83V112L81 113ZM89 114V113H88ZM97 113H95V115H96ZM125 114V113H124ZM136 114V113H135ZM136 114V115H137ZM158 114L156 115V116H158ZM171 114L169 115V116H171ZM184 114V113H183ZM198 114V113H197ZM216 114V113H215ZM225 114V113H224ZM233 114V113H232ZM235 114V113H234ZM234 114L232 115V116H234ZM247 114V113H246ZM39 116H40V114H38ZM43 115H46L45 113L43 114ZM117 115V116H118ZM127 115V114H126ZM166 115V114H165ZM165 115H162V116H165ZM174 115H176V113L174 114ZM195 115V114H194ZM198 115H200V114H198ZM226 115V114H225ZM225 115H223V116H225ZM240 116L242 115V114H239ZM262 115H264V114H262ZM3 116H5L6 117V115H3ZM29 116H28V118L26 119L25 118V120L28 122V123H30V119H32L31 117H30V119H29ZM41 116H42V113H41ZM69 117L68 119H69V122H70V128L69 129H71V124L73 123L72 122V117ZM97 116H99V114L97 115ZM102 116V115H101ZM101 116H99L98 118H100ZM122 116H123V113L120 115V116H118V117H120L121 118V120H123V118H122ZM132 116H133V114H132ZM132 116H129L128 115V117L131 119V118H133V121L134 120H136V122H137V119H135L134 117H132ZM141 116V115H140ZM168 115H167V117H168V119L169 120H167V122H169L171 119H172V117H171V119H170V117H169ZM173 116V115H172ZM179 116V115H178ZM183 116V115H182ZM195 116H197V115H195ZM203 116V117H202ZM221 116V115H220ZM219 116V117H220ZM227 116V115H226ZM231 116V115H230ZM230 116H228V117H230ZM259 115H257V117H258ZM43 117V116H42ZM56 117V116H55ZM65 117H63L65 120H66V118ZM76 117V116H75ZM96 117V116H95ZM114 117V118H115ZM139 117V116H138ZM167 117H165V118H167ZM186 117H188V116H186ZM217 117H218V115H217ZM216 117V118H217ZM219 117L216 119V122H217V120L219 119ZM242 117H244V116H242ZM260 117V116H259ZM46 118H49L48 117V114H47V117H45V119ZM58 118V119H59ZM76 118H78V117H76ZM79 118V119H80ZM91 118V117H90ZM89 118V119H90ZM94 118V117H93ZM92 118V119H93ZM97 118V119H98ZM102 118V117H101ZM110 118V119H109ZM129 118H126L125 116H124V119L126 120V119H128L129 120ZM146 118V117H145ZM158 118H161L160 116L158 117ZM164 118V119H165ZM179 118H180V116H179ZM183 119L185 118V117H182ZM182 118H180L181 120H182ZM189 118V117H188ZM192 118V117H191ZM194 119H195V121H197V118H195V117H193ZM215 118V117H214ZM239 118V117H238ZM2 119H3V117H2ZM1 118H0V120L2 121L1 123H2V125H1V127L2 126H5V125H3V123H4V121L3 120H5V119H3L2 120ZM8 119V118H7ZM6 119V123H8L9 122V120H7ZM24 119V118H23ZM40 119V122H42L41 120H42V118L40 117L39 118ZM45 119H43V124L45 125V126H43L44 128L45 127H47V126H49V124H45ZM52 119V118H51ZM56 118H54V116H53V119L52 120H55ZM58 119H57V121H58ZM62 119V118H61ZM68 119H67V121H68ZM70 119H71V121H70ZM78 119V120H79ZM86 119V118H85ZM85 119H84V117H83V120L85 121ZM88 119V120H89ZM91 119V120H92ZM116 119V118H115ZM115 119H112V120H114L113 121V126L115 127V125H116V127L114 128V129H116L117 128V124L119 123V125H118V127H120V121H117L118 123H115L116 122V120ZM144 119V118H143ZM150 119V116L148 117V120ZM163 119V120H164ZM173 119L175 120V116H173ZM173 119H172V122H173ZM198 119H199V117H198ZM201 119H199L198 121L199 122H197L198 124L201 122L200 120ZM222 119H225V120H227V118H222ZM229 120L231 119V118H228ZM237 119V118H236ZM262 119V118H261ZM260 119V120H261ZM10 120V121H11ZM33 120V119H32ZM36 120V121H37ZM45 120V121H44ZM63 121L64 122V124H63V126L64 125H66V126H69V124L67 125V124H65V122L66 121ZM77 119H75V121H76ZM77 120V121H78ZM87 120V119H86ZM117 120H120L119 118L117 119ZM124 120V121H125ZM140 121L142 120V119H139ZM166 120V119H165ZM177 120H178V123H179V121H180V124H181V120H179V119H177L176 118V123H177ZM190 120V119H189ZM187 121V124H188V126H189V123L188 122H190V121ZM208 120H209V118H208ZM207 120V121H208ZM213 120V119H212ZM215 120V119H214ZM213 120V121H214ZM220 121H222L221 119H219ZM232 120H234V119H232ZM231 120V121H232ZM8 121V122H7ZM35 121V120H34ZM39 121V120H38ZM56 121V120H55ZM56 121V122H57ZM60 121V120H59ZM57 122L58 124L60 123V122ZM62 121V120H61ZM90 121V120H89ZM89 121H87L85 124H84V129H86V131H84L86 134H84V132H83V134L85 135V136H83V134L81 135L79 132H77L74 128H76L77 126L76 125H78L76 122V125L73 123L72 125H75L74 126V128L72 127V129L73 130H75L76 131V134L74 133V132H72V133H70L71 135H72V137L74 136V134L77 136L78 135V133L81 135V137L83 136V137H88L89 136V134H87V133H89V132H91L92 131V134H93V130H91L92 129V126H91V122L93 121H91V122H89ZM96 120H94L93 121V123L95 122ZM132 121V119L130 120V122L129 123H132L131 122ZM140 121H138V122H140ZM142 121H144V120H142ZM141 121V122H142ZM152 121V120H151ZM157 121V120H156ZM156 121L154 122V123H156ZM185 121V120H184ZM183 121V122H184ZM202 121H204L205 122V120H202ZM213 121H211V122H213ZM236 121V120H235ZM235 121H232L234 124H236V122ZM241 121V120H240ZM239 121V122H240ZM244 121V120H243ZM261 121H264V119H262ZM20 122V121H19ZM25 122V121H24ZM27 122H25L26 124H28ZM33 122V121H32ZM40 122H38L39 123V127H40V125H42ZM46 122H51L50 124V126H49V130H50V127L52 126V124H53V122L50 120H48L47 119V121ZM55 122V123H56ZM79 122H80V120H79ZM89 122V123H88ZM98 122H100L99 121V119H98ZM104 122H106V121H104ZM110 123H111V121H109ZM121 122H123V121H121ZM126 122H128V121H126ZM146 122H147V119H146ZM159 122V121H158ZM157 122V123H158ZM161 123H162V121H160ZM166 122V121H165ZM209 122V121H208ZM211 122H209V123H211ZM215 122V121H214ZM213 122V124H210V126L211 127H213L212 125H214L215 123ZM232 122H229V125H230V123L232 124ZM245 122V121H244ZM243 122V123H244ZM6 123H4V124H6ZM10 123H12V122H10ZM9 123V124H10ZM34 124H35V122H33ZM32 123V124H33ZM37 123V122H36ZM37 123V124H38ZM54 123V124H55ZM56 123V124H57ZM67 123V122H66ZM83 122L81 121V124H82ZM92 123V124H93ZM97 123V122H96ZM102 124H101V126L104 124L103 123V121L101 122ZM110 123H107L108 125H107V127H105L104 125V127H105V130H106V128L108 129V126L110 127L111 126V124ZM114 123H115V125H114ZM129 123H127L128 124V126H129ZM149 123L150 124H152L153 122H150V120H149V122H148V125H149ZM156 123V124H157ZM174 123V122H173ZM175 123V124H176ZM177 123V124H178ZM185 123V122H184ZM191 123V122H190ZM193 123H194V121H193ZM207 123V122H206ZM219 123V122H218ZM224 123V122H223ZM222 123V124H223ZM246 123H248V122H246ZM256 123V122H255ZM254 123V124H255ZM262 123V122H261ZM14 123H12L11 125H13ZM16 124V125H17ZM22 124H24L23 123V121H22ZM21 124V126L23 127V125ZM26 124H24V126L26 125ZM53 124V125H54ZM55 124V125H56ZM57 124V125H58ZM81 124H79V125H81ZM90 124V126H88L87 128H85V126L86 125H89ZM100 124V123H99ZM98 124V125H99ZM127 124H125V126L127 125ZM133 125L132 126H135L136 124L135 123H132ZM135 124V125H134ZM140 124H143V123H139L138 125H140ZM146 124V123H145ZM142 125L143 127L145 126V127H149V129L151 128L152 129V127H155L156 126V124L154 125V126H146V125ZM174 124V125H175ZM177 124L175 125V126H177ZM179 124V125H180ZM192 124V123H191ZM201 124V123H200ZM199 124V125H200ZM205 124V123H204ZM203 124V125H204ZM208 124V123H207ZM239 123H237V125H238ZM15 125V124H14ZM13 125V126H14ZM29 126H31V124H28ZM47 125V126H46ZM56 125V126H57ZM59 125H62V123H60ZM58 125V126H59ZM96 125V124H95ZM95 125H94V127H95ZM122 126L124 125L123 123L121 124ZM158 126H156V129L154 128V131L155 130H157L158 129V127L159 126H161V124L160 123H158L157 124ZM169 125V124H168ZM172 126H173V124H171ZM170 125V126H171ZM184 125V124H183ZM186 125V124H185ZM184 125V126H185ZM193 125H195V123L193 124ZM202 125V126H203ZM209 125V124H208ZM208 125H207V127H208ZM216 125V124H215ZM224 125H226V122H225V124ZM250 125V124H249ZM256 125V124H255ZM261 125V124H260ZM6 126L7 127H9L10 125H7L6 124ZM13 126H12V129L10 130V129H8V128H2L4 131H3V133L5 132V130L7 129V131H14L13 130ZM34 126V125H33ZM36 127H37V125H35ZM62 126V127H63ZM64 127L65 129V131L67 132V127ZM112 126V127H113ZM124 126V127H125ZM128 126H127V128H125V129H128V131H129V128H128ZM130 126H131V124H130ZM137 126V125H136ZM141 126V127H142ZM162 126H163V124H162ZM169 126V127H170ZM181 126H182V124H181ZM184 126H182V128H185ZM187 126V127H188ZM197 126V125H196ZM205 126V125H204ZM203 126V127H204ZM218 126V125H217ZM216 126V127H217ZM226 126H228V125H226ZM226 126L224 127L225 129H227L226 128ZM239 126V125H238ZM237 126V127H238ZM251 126V125H250ZM262 126H264V125H261V127ZM16 127V126H15ZM18 127V126H17ZM16 127V128H17ZM27 127V126H26ZM39 127H37V128H35V127H27L28 129H32V128H35V129H37L38 130V128ZM79 127V129L82 127H80V126H78ZM91 129H90V128ZM93 127V128H94ZM124 127L122 128L123 129V131H124V133H126L125 132V129H124ZM145 127H144V129H145ZM163 127H168L167 125H166V123H165V126H163ZM168 127V128H169ZM186 127V130L188 131L189 129ZM190 127V126H189ZM202 127V128H203ZM223 127V126H222ZM237 127H236V129H237ZM241 127V126H240ZM244 127V126H243ZM248 127V126H247ZM254 128H255V126H253ZM19 128H20V126H19ZM18 128V129H19ZM24 128V127H23ZM22 128V129H23ZM41 128V127H40ZM52 128V127H51ZM54 128V127H53ZM52 128V129H53ZM59 128V127H58ZM97 128V125H96V127H95V130L96 131H94V132H96V134H93L94 136H92V138H91V136H90V139H92V140H94L95 142H98V144H99V141H97V139L95 140V139H93V137H95L96 135V138L98 137V136H100V134L98 135L97 134V132L99 131L98 130V128H99V126H98V128ZM133 128V127H132ZM131 127H130V129H132ZM139 128V127H138ZM160 128V127H159ZM164 128V129H165ZM171 129L172 128H174V127H170ZM178 128H180V132L183 134H180V135H182L181 137H185V135L186 134H184L183 132H182V128L181 127H177V129L176 130H178ZM191 128V127H190ZM192 128L194 129L195 127L194 126H192ZM198 129L197 130H201V127H197ZM229 128V127H228ZM235 128V127H234ZM239 128V127H238ZM252 128V127H251ZM254 128H252V129H254ZM257 128V127H256ZM256 128H255V130H256ZM1 129V130H2ZM46 129H48V128H46ZM56 127L54 128V130H55V133H56ZM60 129V128H59ZM59 129H57L58 131V133H59ZM63 129V128H62ZM62 129H60V132H62L61 130ZM72 129L69 131V132H71L72 131ZM89 129H90V131H89ZM100 129V128H99ZM101 129H103L102 127H101ZM113 129V131H120L119 129H117V130H114ZM121 129V130H122ZM141 129V128H140ZM139 129V130H140ZM149 129H147L146 128V130H149ZM208 129V128H207ZM218 129H219V127H218ZM243 129V128H242ZM245 129H246V126H245ZM25 130V129H24ZM32 130H34V129H32ZM31 130V131H32ZM40 130V129H39ZM38 130V131H39ZM43 130V129H42ZM42 130L41 131H39V132H41L42 133ZM64 130H63V132H64ZM81 130H83V128H81L80 130H78V131H80L81 132ZM104 130V129H103ZM103 130H100V132L101 131H103ZM104 130V131H105ZM138 130V131H139ZM141 130H143V128L141 129ZM145 130V131H146ZM161 130V129H160ZM170 130V129H169ZM185 130V129H184ZM191 130V129H190ZM203 130H204V128H203ZM223 130V129H222ZM237 130H240V128L239 129H237ZM236 130V131H237ZM247 130H250V129H247ZM10 131H9V133H10ZM23 131V130H22ZM21 131V129H20V132H22ZM27 131V130H26ZM25 131V132H26ZM28 131H30V130H28ZM36 131V130H35ZM46 130L44 129V131L43 132H45ZM89 131V132H88ZM110 131L112 132V129H110ZM136 131V130H135ZM145 131H143V132H141V131H139V132H141L142 134H144V132ZM168 131V130H167ZM178 131V132H179ZM194 132V130H191L190 132ZM224 131H226L227 132V130H224ZM233 131V130H232ZM235 131V132H236ZM250 131H254V130H250ZM262 131H264V128H262ZM16 132H19V130L17 131V129H16ZM16 132H14L15 134H16ZM37 132V131H36ZM47 132H49L48 130H47ZM47 132H46V134H47ZM51 133H52V136L51 137H53L54 135L53 134H55L54 133V131L52 132V130L50 131ZM66 132H64V133H66ZM106 133H108L109 134V130H108V132L107 131H105ZM121 132V131H120ZM120 132H117V135H119L118 133H120ZM130 132V131H129ZM131 132H132V130H131ZM139 132H137V133H139ZM151 132V131H150ZM161 132H162V130H161ZM161 132H159V133H161ZM164 132H166V130H164ZM164 132H162V133H164ZM175 132V131H174ZM173 132V133H174ZM190 132H186V133H188L189 135H191V138L193 139V140H195V139H197V137L195 138V136L197 135L198 137H200V138H202V136L204 137V135L202 134H199V133H197V134H195L194 133V137L192 136V134H190ZM196 132V131H195ZM198 132V131H197ZM229 132H231V131H229ZM241 132H243V131H241ZM246 132V131H245ZM257 132V131H256ZM255 131H254V133H256ZM2 133V131L0 132V134ZM2 133V134H3ZM6 133V132H5ZM32 133H34V132H32ZM38 133V132H37ZM37 133H35V134H37ZM40 133V134H41ZM50 133V134H51ZM57 133V134H58ZM63 133V134H64ZM74 133V134H73ZM99 133V132H98ZM102 133V132H101ZM104 133V132H103ZM116 132H114V134H115ZM121 133H123V132H121ZM120 133V135H122L123 136V134H121ZM136 132L134 133V134H137ZM147 133V132H146ZM146 133H145V135H146ZM148 133H149V131H148ZM157 133H158V131H157ZM168 133V132H167ZM169 133H172V132H169ZM168 133V134H169ZM214 133V132H213ZM220 133V132H219ZM236 133H239L238 131L236 132ZM236 133H235V135H236ZM7 134H8V132H7ZM11 134V133H10ZM12 134H13V132H12ZM21 135L23 134L24 135V133L22 132V133H20ZM20 134H16L17 136L18 135H20ZM26 134V137H27V134H28V132L27 133H25ZM34 134V135H35ZM40 134H38L37 136H41ZM44 134V133H43ZM56 134V135H57ZM60 134V133H59ZM59 134L57 135V136H59ZM62 134V135H63ZM91 134V133H90ZM113 134V133H112ZM128 135H129V137L130 136H132L133 134L132 133H130V134H132V135H130L129 133H127ZM155 135H156V132L154 133ZM165 134V133H164ZM164 134H162V135H164ZM188 134L186 135V136H188ZM199 134V135H198ZM205 134V136H207L206 135V133H204ZM210 134H212V130H211V133ZM232 134V133H231ZM240 134V133H239ZM245 134V133H244ZM244 134H242V136L244 135ZM258 135H259V132L257 133ZM5 136H6V134H4ZM4 135H0V137L2 136V137H4ZM20 135V136H21ZM22 135V136H23ZM30 135H31V133H30ZM48 136H49V134H47ZM44 136V138H45V141L46 142H43V140L41 139V141L43 142H41L42 144H44V143H46V145L48 144V136ZM61 135V136H62ZM66 135H69L68 134V132H67V134ZM65 134H64V137L66 136ZM80 135H78L79 137L78 138H80ZM88 135V136H87ZM102 135V137H101V139H103L104 137H103V135L105 136L106 134H101ZM116 134H115V136H117ZM119 135V136H120ZM126 134H124V136H125ZM155 135H152V132H151V134L148 136V135H146L147 137H145V136H143L142 135V138H147V139H141V140H144V143L143 144H145V145H143V150L145 149V148H147L148 150H149V152H148V154H147V157H148V155H149V157L148 158H150L152 155H154V153L155 152H161V151H166V146L164 147V145H166V144H164L163 145V139H161V140H158V138H155L156 136ZM161 135V136H162ZM171 135V134H170ZM169 135V136H170ZM173 135V134H172ZM175 135H177V134H174L173 136L175 137ZM214 135V137H215V134H213ZM217 135H219L218 134V132H217ZM220 135H222V134H220ZM229 135H230V133H229ZM241 135V134H240ZM248 135V134H247ZM250 135H252V132H251V134ZM8 136V135H7ZM11 136H13V135H10V136H8V139L11 137ZM17 136H14V138L16 139L17 138ZM21 136V137H22ZM29 136V135H28ZM49 136V137H50ZM56 136V137H57ZM110 136H112L111 134H110ZM121 136V137H122ZM134 136V135H133ZM151 136V137H150ZM152 136H155L154 138L155 139H157L155 142H154V138L152 137ZM159 136V139H160V135H158ZM167 136V135H166ZM168 136V137H169ZM225 136H226V134H225ZM227 136H228V133H227ZM226 136V137H227ZM234 136V135H233ZM254 136V135H253ZM19 137V136H18ZM25 136H23V138H24ZM32 137H34V136H32ZM35 137H36V135H35ZM64 137H61V138H63V139H61L60 137H57L58 139L60 138V142L61 143H63V145L62 146H64V147H68L69 145H70V143H65L64 144V139H66V138H64ZM106 137V136H105ZM109 137V136H108ZM126 137V136H125ZM124 137V140L122 139L121 140V142L122 141H128V142H123V144H126V143H129V142H131L132 140L128 137V140L126 139ZM135 137V136H134ZM133 137V138H134ZM140 137H141V135H140ZM150 137V138H149ZM163 137V136H162ZM161 137V138H162ZM168 137H165L164 139H167ZM179 137V136H178ZM180 137V140L181 139H185V138H181ZM207 137H209V136H207ZM223 137V136H222ZM237 137H238V135H237ZM237 137H235V138H237ZM244 137V136H243ZM246 138L245 139H243V140H245L246 142H247V137L248 136H245ZM5 138V137H4ZM4 138H2V140H4ZM7 138V137H6ZM6 138H5V140L4 141H2V143L4 142V144H2V143H0V147L1 148H4V145L6 144ZM12 138V137H11ZM11 138H10V141H13V140H11ZM29 138V137H28ZM30 138H31V136H30ZM37 138H39V137H37ZM36 138V139H37ZM41 138V137H40ZM39 138V139H40ZM56 138V139H57ZM74 138V140L75 139H77L75 136L73 137ZM73 138H71L70 140H71V143H72V141H74L73 140ZM110 138V137H109ZM112 138H114L117 142H119L120 143V139L119 138H115V137H112ZM111 138V139H112ZM136 138H137V135H136ZM171 138V137H170ZM176 139H177V137H175ZM190 138V140H192ZM210 138V137H209ZM219 138H220V136H219ZM225 138V137H224ZM223 138V139H224ZM230 137H228V139H229ZM13 139V138H12ZM22 139V138H21ZM20 139V140H21ZM25 139V138H24ZM23 139V140H24ZM36 139H34L33 138V140H35L36 141ZM51 140L53 139L54 141L56 140V139H54V137L53 138H50ZM57 139V140H58ZM89 139V140H90ZM100 139V140H101ZM104 139H107V137L106 138H104ZM102 140V141H108V142H111V141H109V140ZM119 139V140H118ZM187 139V138H186ZM186 139H185V142H186V144L188 145V144H192V143H188L187 141H186ZM206 139V138H205ZM223 139H221L220 138V140L222 141H220V142H218L220 145L222 144V145H224L225 143L223 142ZM232 140L234 139V138H231ZM26 140V139H25ZM30 139H28V141H29ZM33 140H31V141H33ZM68 140H69V138L66 140V142H68ZM82 140H85L86 141V144L85 145H87L88 143H89V140H88V138H87V140H88V143H87V140L86 139H83L82 138ZM115 140H112L114 143L116 142ZM130 140V141H129ZM136 140V139H135ZM188 140V139H187ZM198 140V139H197ZM213 140V139H212ZM217 140V139H216ZM232 140H230V142H232ZM237 140V139H236ZM240 141H241V138L239 139ZM239 140H237V141H239ZM6 141V142H5ZM16 141V140H15ZM17 141H18V139H17ZM48 141V142H47ZM53 141V142H54ZM63 141V142H62ZM77 141V140H76ZM79 141H81V139H78V142ZM94 141H92L93 142V144H94ZM102 141H100V142H102ZM137 141V140H136ZM140 141V140H139ZM138 141V142H139ZM158 141V142H157ZM169 141H172L173 143H174V139L173 140H169ZM169 141H167V140H165L164 142H168V143H171V142H169ZM196 141V140H195ZM194 141V142H195ZM200 141V140H199ZM198 141V143H196V144H198V148H199V145L201 146V142H199ZM206 141H209V139H207ZM206 141H204V142H206ZM219 141V140H218ZM244 141V142H245ZM253 141V140H252ZM9 142V141H8ZM14 142V141H13ZM12 142V143H13ZM19 142V141H18ZM21 142V141H20ZM19 142V144L21 145V146H24L23 144H26L27 143V140L25 141L26 143H23V144H21ZM34 142V141H33ZM39 142V144H41L40 143V141H38ZM51 142V141H50ZM52 142V143H53ZM58 142V141H57ZM70 142V141H69ZM83 142V141H82ZM107 142V143H108ZM116 142V143H117ZM133 142H134V140H133ZM178 142H180L179 141V139H178ZM181 142H183V140H181ZM185 142H183V143H185ZM191 142V141H190ZM203 142V143H204ZM210 143H212L213 144V142L212 141H209ZM209 142H207V145H208V143ZM227 142H229L228 140H227ZM229 142V143H230ZM234 142V141H233ZM236 142V141H235ZM243 141H242V143L244 144V145H246L245 143H244ZM10 143V142H9ZM12 143H10V144H8L7 143V145H12ZM29 144H30V141L28 142ZM51 143V144H52ZM55 143H56V141L53 143L54 145H55ZM59 143V142H58ZM56 144L57 146L58 145H60L61 146V143L60 144ZM112 143V142H111ZM113 143V144H114ZM135 143H137V142H135ZM140 143H141V141H140ZM177 143V142H176ZM201 143V144H200ZM228 143V144H229ZM237 143V142H236ZM241 143V144H242ZM254 143H255V141H254ZM259 143V142H258ZM16 144H18L17 142L15 143H13V147L12 148H10V146L9 147H7V145L5 146V148L7 147V148H9L10 149V151L14 148V147H16L17 145ZM33 145L32 146H34V145H36L35 143H32ZM76 144H78L77 142L76 143H73V144H71V145H74L75 147H76ZM90 144V143H89ZM92 144V143H91ZM92 144V145H93ZM109 144V143H108ZM121 144L122 143H120L119 144V146L121 147ZM132 142H131V145H130V143L127 145V146H125V149H131V147H133L132 146ZM138 144L139 143H137L135 146H137V148L141 145V144H139V146H138ZM195 144V145H196ZM214 144H215V146H216V144L217 143H215V141H214ZM227 144V143H226ZM227 144V145H228ZM234 145L233 143H230V145ZM240 144V143H239ZM256 144V143H255ZM1 145H3V146H1ZM14 145H16V146H14ZM28 145V144H27ZM38 145V144H37ZM37 145L35 146V147H37ZM46 145H41L42 147H46ZM49 146H47V147H50V143L48 144ZM70 145V146H71ZM82 144L80 143V145L79 146H77V147H79V149H81L82 150V146H81ZM84 144H83V146H85ZM95 145H97L96 143L93 145V146H95ZM117 145H118V143H117ZM116 144H115V146H117ZM131 146L130 148H126V147H128V146ZM141 145V146H142ZM171 147H173V149L171 150V149H169L172 153H174V151H176L175 153L177 154H180V153H182V157H181V160H182V158L184 159L182 162H181V160H180V162H181V167H184V166H186V165H184V166H182V163H186V164H190L188 167L186 166L185 168H181L182 169V171L180 172V171H174V173L175 172H177V174H180L179 176L181 177V180H180V177H179V181H178V177H177V181H176V183L177 182H179L178 184H176L174 181H170V183L171 182H174L170 187H173V189H169L168 188V190H167V188L165 189V190H163V191H160V190H158L159 192L158 193H156V194H154V192H156L155 191V189H156V187H160V188H162V185L160 186L159 184H157L158 182H159V180H160V178H158L159 180H156L155 181V178H157L158 176H155L154 178H152L150 181L151 182H149L148 180V178H150V177H148V178H146V180H144L145 178H141V179H143L146 183H152V180H153V182L155 181V183L153 184L152 183V185H158V186H155V187H153L152 185H151V187L152 188H155L154 189V191H151V189H149L150 191V193H148V192H142L143 194L139 197V198H137L138 196H139V194H138V196H132V193L130 194V190L132 189H130L129 190V192L127 191V189H128V187H129V185H128V187H127V189L126 190H124V188L127 186V184L125 185V184H123L122 186H120V185H118V186H113V184H110L109 182H107V183H105V182H103L104 184H107V186H109V184L111 185V186H113L114 188L112 189V190H115V192H114V194H117V198L119 199H117V198H115V196H114V199H116V200H118V202H117V204L119 203V217H117V218H106V220L105 219H103V218H101V217H96V218H94L93 217V219H94V221H93V219H92V216H93V214H92V212L94 213V210L95 209H93V211L91 210V208H89L88 206H87V208L86 207H84V206H86V204L84 205L83 203H85V199L87 198H85L84 199V197L86 196V194L85 195H83L82 196V193H80L81 195H80V197H79V193H77L78 191H76V192H74L75 190H73L72 191V188H71V190L70 191H72L71 192V197H69L68 196V194L70 195V192H69V189L68 188H70V187H68L69 186V184L70 183H67L66 184V181H63L62 182V179L64 178V180H65V175H67L68 176V173H67V169H69V167L72 165H70L69 166V163H71V162H69L68 163V168H66V172L64 171V175H62L61 176V174H60V176H59V174H56L55 172H57V173H59L60 171H55L54 173L56 174V175H58L57 177H60L61 178V181H59L58 179H57V177H55V176H53L54 175V173L53 174H51V172H53V171H49V172H45L43 169V172H42V170H41V168L42 167H40L39 169L41 170H38V171H40L41 173H44V174H41L40 172H36L35 173V170H34V174H37V176H39V175H41L42 177H43V179H42V184H43V182L44 181H46V182H48V180H50L51 182L49 183L48 182V185H49V187L46 185L45 187L46 188H49V189H46L45 187H44V185L46 184V182H44L45 184L42 186V184H41V178H37V176H35L34 174L32 175L28 170V165H30V162H27V161H29L30 159H29V157L27 156V155H30V153L28 154V152H29V150H30V146H31V144L29 145V149L28 150H25V154H27L26 156H27V158H26V156H25V154H23L22 155V157H18V156H16V155H18V154H20V152H21V150L23 151L24 149H23V147H22V149L20 150L19 149V151L18 150H14L13 152H16L17 151V153L18 154H16L15 156L9 151V154L11 153V155H13V156H9L8 155V153H5V150H4V153L6 154H3L2 152H1V154H3V157H4V155L5 156H7L8 155V157L10 158V159H6V161L7 160H9L10 162H12V164H13V162L17 159L16 157H18V159H17V161H16V164H17V166L19 165V167H21V169L23 170V172L22 173H24V171L26 170L25 169V167L27 168V175L29 176V178H27V181L26 180H23V179H25L26 178V176L25 177H23V175H21V174H19V175H21L20 177H22L23 179H21L20 177H19V179H18V181L21 179V180H23V181H21V183L19 182L18 184H19V186L17 185V188H18V190L19 191H17V192H19L18 194H16L17 192H13L14 193V196H12L13 195V193L11 192V194H8V192L11 190V189H13L14 190V188H15V186H14V184L16 183L17 184V181L14 183L13 181H15L14 180V175L16 176V174L18 175V172L16 171L17 170V168L15 169V167H14V169H15V174H12L11 173V171L12 170H6V171H8V173L10 172V175H12V176H9V174H6V172L4 173V174H2V173H0L1 175V177L0 178H2V175H5V177L7 176V179H5V177L4 178H2V179H5L4 181H7L6 182V184H8V186H5V183H4V181L2 180V179H0L1 181V183L3 182V184L4 185H2V187H0V264H9V262L8 261H13V263L14 262H17V264H169L170 262H171V264H264V183H259L258 184V181L260 182V180L259 179H257L256 178V180H258L257 181V184L255 183V184H253V183H251L250 181L251 180H253V179H255V178H253V179H250V183L252 184H250V183H248V181H245V180H247V179H245L244 177H242V174L240 175V173L238 174V173H236V168H239L240 166V168H242V166L243 165H241V164H237L239 161H238V158H237V160H234L235 162H236V164L238 165L237 167L235 166L236 164H232L233 166H235L236 168H235V170L234 169H232V168H234V167H231L230 165H229V163L230 162H228V160L227 159H224V161L225 160H227V162H226V164L228 163V165L230 166L229 168H228V171H225V170H227V168L224 166L225 165V162L222 164L223 166H224V168L223 169H225L224 171H223V169H222V167H221V165L219 166V167H217V166H213L212 165V163H214V162H211L210 163V158H208L210 155H208V157H207V154L205 155L204 153H205V151L207 152V151H209V150H211L213 147H214V145L212 146V148L211 149H208V150H206L209 146H207V148H205L204 149V146H205V144H204V146H203V149H204V151H203V149H202V151H195L194 152V150H193V152L191 151V152H189L190 150H189V148H190V145H184L185 147L187 146L188 148L186 149L187 151H188V153H185L186 152V150H185V148H184V150H185V154L183 153V152H181L180 150H181V148L179 149V151H180V153H179V151H178V149L176 148V146L174 145V144H169ZM175 147H174V146ZM178 145H179V143H178ZM195 145H194V147H195ZM221 145V146H222ZM251 145H253V144H251ZM259 144H257V146H258ZM260 145H262V143H260ZM31 146V147H32ZM39 146V145H38ZM52 146V145H51ZM56 146V147H57ZM81 146V147H80ZM89 145H87V146H85L86 148L88 147ZM92 146V147H93ZM98 146V145H97ZM100 146V145H99ZM111 148H115V146H113L112 144L111 145H109ZM156 146V147H155ZM167 146H168V144H167ZM180 146V145H179ZM181 146H182V144H181ZM226 146V145H225ZM224 146V147H225ZM237 146V148H239L240 146L238 145V143L237 144H235V147ZM20 147V146H19ZM19 147H17V148H19ZM25 147V146H24ZM52 147H54V146H52ZM75 147H68V151H69V154H68V151H67V149H66V151H67V153H66V151L63 149V148H61V149H63V151H65L64 153H66L65 155H70V152H71V150L70 149H76ZM83 148V150L84 149H86V148ZM123 147V146H122ZM193 147V148H194ZM202 147V146H201ZM206 147V146H205ZM219 147V148H218ZM217 147V149L216 150H222L223 148H220V146H218ZM228 147V146H227ZM231 147H233V146H231ZM235 147H233V148H235ZM246 147H248V145L246 146ZM252 147V146H251ZM256 147V146H255ZM262 147H264V146H262ZM1 148H0V150H1ZM6 148V149H7ZM26 148H28V147H26ZM34 148V147H33ZM38 148V147H37ZM36 148V149H37ZM39 148H40V146H39ZM37 149L40 153H41V151L44 149V148H41L42 150H40V149ZM60 148V147H59ZM89 148V147H88ZM87 148V149H88ZM91 148V147H90ZM89 148V149H90ZM94 149H95V147H93ZM142 148V147H141ZM165 148V149H164ZM177 150H176V149ZM198 148L196 147V149L198 150ZM229 148H230V146H229ZM233 148H231V149H233ZM236 148V149H237ZM256 148H258V147H256ZM50 149V148H49ZM58 149V148H57ZM57 149L55 148H53V152H54V150L55 151H57ZM73 149H72V151H73ZM116 149V148H115ZM114 149V150H115ZM120 150H121V148H119ZM124 149V150H125ZM139 149V148H138ZM214 149V150H215ZM225 149H226V147H225ZM224 149V150H225ZM255 149V148H254ZM253 149V150H254ZM260 149V148H259ZM50 150H52V149H50ZM76 150H78V149H76ZM76 150H74V152H76ZM80 150V151H81ZM91 150V149H90ZM89 150V151H90ZM118 150V149H117ZM116 150V151H117ZM119 150V151H120ZM132 150H135V148H132ZM140 151H143V150H141V149H139ZM138 150V151H139ZM192 150V149H191ZM199 150H201V148H199ZM224 150H222V152L224 151ZM235 149H233V151H234ZM239 150H240V148H239ZM239 150L237 151V150H235V152H237V154H238V152H239ZM242 150V149H241ZM250 150V149H249ZM31 151V150H30ZM44 151V150H43ZM47 151V150H46ZM45 151V152H46ZM61 151V150H60ZM79 151V150H78ZM79 151V152H80ZM88 151V152H89ZM128 151V150H127ZM136 152H138L137 150H135ZM165 151H164V153H165ZM170 151H168V148H167V152H170ZM226 151H227V149H226ZM230 152L232 151V150H229ZM243 151H245V150H243ZM256 151H258V150H256ZM6 152H8V151H6ZM33 152H36L35 151V149H34V151ZM44 152V156H46L47 155V153H45ZM48 154H50L51 152L48 150ZM62 152V151H61ZM61 152H59L58 154H60ZM74 152H71V154L73 155V153ZM85 152H86V150H85ZM122 152H123V148H122ZM135 152V153H136ZM170 152V153H171ZM197 152V153H196ZM210 152V151H209ZM209 152H208V154H209ZM219 152V151H218ZM217 152V153H218ZM228 152V151H227ZM227 152H226V154H227ZM247 152V151H246ZM245 152V153H246ZM250 152V151H249ZM259 152H260V150H259ZM259 152H257V153H259ZM262 152H264V151H262ZM22 153V152H21ZM43 153V152H42ZM63 152H62V154H64ZM78 153V152H77ZM81 153V152H80ZM83 153V155H84V151L82 152ZM119 153V152H118ZM129 153V152H128ZM132 153V152H131ZM135 153H132V154H134L133 156H136V154ZM146 153V152H145ZM145 153H143V155H145ZM156 153V154H157ZM169 153V154H170ZM170 154L169 156H171V155H173V154ZM174 153V154H175ZM211 153V152H210ZM214 153V152H213ZM215 153H216V151H215ZM242 153V152H241ZM252 153V152H251ZM253 153H255V152H253ZM252 153V154H253ZM0 154V155H1ZM33 154V153H32ZM52 154L53 153H51V155H49L51 158H60V156L62 155V154H60V156H58V157H53L54 155H56V153L52 156ZM76 154V153H75ZM79 154V153H78ZM89 154V153H88ZM139 154H142L141 152H139ZM155 154V155H156ZM175 154V155H176ZM212 154V153H211ZM226 154H220V155H218L217 157H218V159H220V160H218V163L220 164V162H222L221 161V158L222 157H219V156H222V155H225L226 156ZM229 154V153H228ZM227 154V156H229ZM231 155H232V153H230ZM236 153L235 154H233V156L234 155H237ZM256 154V153H255ZM259 154H261V153H259ZM258 154V156H260ZM34 155V154H33ZM33 155H32V157H33ZM64 155V157H66V158H68V157H70V156H65ZM82 155V154H81ZM117 155H119V154H117ZM151 155V156H150ZM159 155V157H162L163 156V154L161 155V153L160 154H157V156ZM161 155V156H160ZM166 155H168V154H166ZM166 155H164V156H166ZM216 155V154H215ZM214 155V157H216ZM240 155V154H239ZM242 155V154H241ZM245 155V154H244ZM247 155V154H246ZM19 156H21V154L19 155ZM23 156H25V158L23 157ZM31 156V155H30ZM37 156H38V154H37ZM40 156V155H39ZM43 156V158H46V160H48L49 162H47V163H49V164H47V165H49L50 167H52L54 164V162L52 163V166L50 165L51 164V161H50V159H48V158H50V157H48L47 158V156L46 157H44ZM63 156V155H62ZM86 155H84V157H85ZM89 155H87V157L86 158H89L88 157ZM126 156H128V155H126ZM163 156V157H164ZM178 156H181V155H178ZM212 156V155H211ZM225 156H223V157H225ZM233 156H231V157H233ZM257 156V155H256ZM257 156V157H258ZM262 156H264V155H262ZM16 158L15 160L13 159V158ZM78 157V155H76V157L75 158H77ZM80 157L82 158V156H79V158L77 159L78 161H80ZM83 157V158H84ZM91 157V156H90ZM93 157V156H92ZM131 157V156H130ZM146 157V159H148ZM154 157V156H153ZM172 158L173 157H175V156H171ZM213 157V158H214ZM235 157V156H234ZM238 157H240V156H238ZM242 157V156H241ZM1 158H2V155H1ZM5 158V157H4ZM3 158V159H4ZM7 158V157H6ZM12 158V159H11ZM20 158H23V159H21L20 160ZM34 158H35V155H34ZM38 158V157H37ZM58 158V159H59ZM61 158H63V157H61ZM60 158V160H62ZM66 158H63V160L64 159H66ZM71 158H72V156H71ZM81 159V160H84V159ZM137 158H139V156H137ZM141 158V157H140ZM139 158V159H140ZM172 158H169L170 160H169V162L171 161L172 162ZM225 158H227V157H225ZM245 158H246V156H245ZM254 158V157H253ZM260 158V157H259ZM40 159V158H39ZM58 159H57V161H58ZM69 160H70V158H68ZM91 159H94V157L93 158H91ZM91 159H89L90 161H91ZM133 159H135L136 160V157L135 158H133ZM144 159V158H143ZM155 159V158H154ZM157 159L158 158H156V160H154V163L155 162H157ZM165 159H166V161H165ZM162 158V161L164 160L165 162H168V157L166 156V158ZM175 160H173V161H176V159L177 158H174ZM179 159L180 158H178L177 160L179 161ZM216 158H214V159H212L213 161L215 160ZM223 159V158H222ZM232 159V158H231ZM230 158H229V161H232ZM240 159V158H239ZM261 159H262V157H261ZM12 160H14V161H12ZM32 160V159H31ZM37 160V159H36ZM42 160V159H41ZM67 160V159H66ZM66 160H64V162H66L67 163V161ZM72 160H74V157L72 158ZM89 160H87L86 159V161H88L87 163L86 162H84V165L83 166H85V164H86V166H87V164L89 163ZM134 160V161H135ZM138 160V159H137ZM150 160H152V162H153V159L152 158H150ZM159 160H161V158L159 159ZM192 160V161H191ZM241 161H242V159H240ZM246 160H248V159H246ZM253 160L255 161V159H252V162H253ZM257 160V159H256ZM259 160V159H258ZM9 161H7V162H5V163H7L8 165H9ZM35 161V160H34ZM33 161V163H35ZM71 161V160H70ZM74 161H76V160H74ZM85 161V160H84ZM249 161H251V158L249 159ZM249 161H247V162H249ZM260 161V160H259ZM4 162H2V159L0 160V164L2 163V166H8L7 164H5ZM38 162V164H39V166H40V164L42 163L43 164V162H44V160H42V162L41 163H39L40 161H37ZM59 162V161H58ZM63 162V161H62ZM61 162V163H62ZM59 163V164H61V165H63L64 164V167H67V165H65V163ZM77 162V161H76ZM76 162H73V165H76L75 167H77L78 168V166H77V164H76ZM145 162V161H144ZM146 162H147V160H146ZM151 161H148V163H150ZM151 162V163H152ZM169 162H168V165H169ZM180 162H178V164L180 163ZM217 162V161H216ZM234 162V163H235ZM244 162V161H243ZM257 162V161H256ZM3 163L5 164V165H3ZM32 163V162H31ZM32 163V164H33ZM75 163V164H74ZM78 163V162H77ZM80 163H81V161H80ZM79 163V164H80ZM92 162H90L89 163V165L91 164ZM159 163V162H158ZM160 163H162L161 161H160ZM159 163V165H161ZM173 163V162H172ZM172 163H170V165H169V167H170V169H173V168H171L172 167V165H173V167L175 166L176 167V165L174 164V163H176V162H174L173 164ZM217 163V165H219ZM231 163H233V161L231 162ZM259 163V162H258ZM11 164V163H10ZM16 164H13V165H16ZM32 164H31V166H32ZM37 164V163H36ZM38 164H37V167H39L38 166ZM59 164L57 165V163H56V167L57 166H59ZM81 164H83V163H81ZM153 164V163H152ZM172 164V165H171ZM191 164H195V165H197V167H198V165L200 166V167H194V166H191ZM216 164V163H215ZM243 164V163H242ZM246 164H248V163H246ZM246 164H244V165H246ZM13 165H11V167L13 166ZM45 165V164H44ZM44 165H42V166H44ZM47 165H46V168L45 169H51V168H47ZM60 165V166H61ZM89 165H88V167H89ZM156 165H157V163H156ZM167 165V163H162V166H168ZM255 165V164H254ZM262 165H264V164H262ZM261 165V166H262ZM2 166H0L1 167V169H2ZM30 166V167H31ZM33 166H34V164H33ZM32 166V167H33ZM55 166V165H54ZM179 167H180V165H178ZM248 165H246L245 167H247ZM249 166H250V164H249ZM253 166V165H252ZM258 166H259V164H258ZM8 167H10V166H8ZM8 167H4V169L5 168H7L8 169ZM10 167V168H11ZM31 167V168H32ZM34 167H36V166H34ZM55 167V168H56ZM63 167V168H64ZM80 168L82 167V166H79ZM168 167V168H169ZM221 167V168H220ZM244 166H243V168H245ZM251 167V166H250ZM256 167V166H255ZM9 168V169H10ZM13 168V167H12ZM11 168V169H12ZM24 168V169H23ZM44 168V167H43ZM54 168V169H55ZM58 168V167H57ZM56 168V169H57ZM71 168H73L72 166H71ZM167 168V167H166ZM177 168V167H176ZM191 168H192V170H191ZM239 168V169H240ZM243 168H242V170H243ZM254 168V167H253ZM264 169V168H262V167H260L259 166V170H261V169ZM18 169H20V168H18ZM20 169V170H21ZM33 169V168H32ZM35 169V168H34ZM37 169V168H36ZM59 169H60V167H59ZM79 169V168H78ZM81 169H83V170H85L83 167L81 168ZM178 169H180V168H177V170ZM222 170V172H224V173H222L220 170ZM238 169V170H239ZM246 169V168H245ZM248 169V168H247ZM21 170V171H22ZM46 170V171H47ZM62 167H61V172H62ZM65 170V169H64ZM74 170V169H73ZM77 170V169H76ZM76 170H74L75 172H76ZM164 170V172H165V170L166 169H163ZM175 170V169H174ZM238 170H237V172H238ZM242 170H239V171H242ZM253 170H255V169H253ZM258 170V168H256V173L255 174H257L258 175V172H260ZM3 171V170H2ZM5 171V170H4ZM14 171V170H13ZM19 171V170H18ZM25 171V172H26ZM31 171V170H30ZM79 171V173H80V171H82V170H78ZM77 171V172H78ZM97 171V170H96ZM95 171V172H96ZM171 171V170H170ZM245 171V173L246 174H248L247 172H249L248 170H247V172H246V170H244ZM258 171V172H257ZM262 171H264V170H262ZM0 172H1V170H0ZM20 172V171H19ZM69 172V171H68ZM75 172H74V176H75V179L73 178V181L74 180H76L75 181V184L73 185V182H71V184L75 187L77 184L76 183H78V185L80 186V183L79 182H81L80 180H78L79 182H77V179H76V174H77V172H76V174H75ZM178 172H180V173H178ZM38 173H40V174H38ZM50 173V175H52L53 177H51V176H48V174ZM70 173V172H69ZM79 173H78V175H79ZM98 173V172H97ZM166 173H169L168 172V169L166 170ZM166 173H163L164 175L166 174ZM173 173V174H174ZM242 173V172H241ZM252 173V172H251ZM253 173H254V171H253ZM252 173V174H253ZM262 172H260L259 174H261ZM101 174V173H100ZM162 174V175H163ZM169 174H171V173H169ZM176 174V173H175ZM174 174V175H175ZM176 174V175H177ZM244 174V173H243ZM246 174H244V175H246ZM255 174H253V175H255ZM18 175V176H19ZM24 175H25V173H24ZM95 175V174H94ZM96 175H98V174H96ZM252 175V176H253ZM256 175V176H257ZM262 175V174H261ZM17 176V177H18ZM63 176H65V177H63ZM101 176V175H100ZM137 176V175H136ZM136 176H134V178H138V177H136ZM149 176V175H148ZM151 177H152V175H150ZM161 176V175H160ZM237 176H239V177H242L243 179H241V178H239L238 179V177ZM247 176V175H246ZM248 176H250V175H248ZM40 177V176H39ZM50 177V178H49ZM78 177V176H77ZM80 178L81 177H85V176H79ZM95 177V176H94ZM99 177V176H98ZM162 177V180H163V176H161ZM165 177V176H164ZM174 177H176V176H174ZM16 178V177H15ZM118 178H120V177H118ZM118 178H116V179H118ZM168 178H170L169 176H168ZM168 178L166 179V180H168ZM171 178H172V176H171ZM252 178V177H251ZM260 178H262V179H264V175H262ZM37 179L38 180H40V181H38V182H40V183H38V185L35 183V182H37ZM66 179H68V178H66ZM87 179H89V178H86V181L85 182H87ZM92 179H93V177H92ZM91 179V180H92ZM95 179V178H94ZM93 179V180H94ZM97 180V183H99L98 181H101V180H99L100 179V177H99V179L98 178H96ZM101 179H103V181H104V178H101ZM111 179V178H110ZM126 179V178H125ZM140 179V178H139ZM138 179V180H139ZM148 179V180H147ZM165 179V178H164ZM174 179V178H173ZM173 179H171V180H173ZM83 180V179H82ZM85 180V179H84ZM91 180H88V181H91ZM93 180L90 182V183H94V182H96V181H94L93 182ZM107 179H105V181H106ZM109 180V179H108ZM135 180V179H134ZM143 180H141L142 182H143ZM170 180V179H169ZM246 182V183H243L244 181ZM68 181V180H67ZM72 181V180H71ZM112 181H113V178H112ZM120 181V180H119ZM132 181V180H131ZM148 181V182H147ZM241 181H243V182H241ZM262 181H264V180H262ZM13 182V183H12ZM62 182V183H61ZM69 182H70V180H69ZM114 182V181H113ZM118 182V181H117ZM128 182H130L129 180H128ZM137 181H135V183H136ZM165 182H167V181H165ZM253 182V181H252ZM11 183V184H10ZM82 183H84V182H82ZM81 183V184H82ZM109 183V184H108ZM119 183V182H118ZM117 183V184H118ZM123 183V182H122ZM124 183H127V182H124ZM130 183H133L134 184V182H130ZM141 183V182H140ZM140 183H138V185L140 184ZM145 183V184H146ZM160 183V182H159ZM162 183V182H161ZM160 183V184H161ZM169 182H167V184H168ZM169 183V184H170ZM33 184H36L37 186H38V188L36 189V187L37 186H35L34 187V185ZM39 184H40V186L41 187H44L45 188V190H42V188H41V190L40 191H43L44 193H45V195L43 196V194H38V193H41V192H39L38 191V189L40 188L39 187ZM70 184V185H71ZM87 184V186H86V188L88 187V185H89V183H86ZM114 184H116V183H114ZM119 184H121V183H119ZM129 184V183H128ZM144 184V183H143ZM165 185H167L166 183H164ZM168 184V185H169ZM0 185V186H1ZM14 187V188H11L12 186ZM65 185H68V186H65ZM93 185V187L92 188H95V186L94 185H96V183L95 184H92ZM99 185V184H98ZM101 185H102V182H101ZM125 185V186H124ZM131 185V184H130ZM141 185V184H140ZM139 185V186H140ZM148 185V184H147ZM150 185V184H149ZM148 185V186H149ZM3 186H5V188L7 187H9V189L10 190H8L7 191V189H3V190H1L2 188H3ZM103 186V188H104V185H102ZM134 187H135V184L133 185ZM132 186V187H133ZM138 186V187H139ZM32 187H34V189H35V191H38V193L37 192H35V191H33V192H35V194H34V196H33V192H32V190H33V188ZM51 187V188H50ZM76 187H78V186H76ZM75 187V188H76ZM81 187V186H80ZM83 187V186H82ZM91 187V186H90ZM97 187V186H96ZM99 187H100V185H99ZM98 187V188H99ZM140 187H142L143 188V186L141 185ZM150 187V186H149ZM150 187V188H151ZM17 188H15V190L14 191H16V189ZM29 188H30V190H31V195L30 196H33V197H31L30 198V196H28L29 198H30V200H29V198H28V201H31V199H33V198H35V196L38 194V198L36 199L35 198V200H37V201H35L34 200V202H37V203H39V206H38V204H35L34 202H32L31 203V208L33 207V205L35 204V206L36 207H34L33 209H28V208H30V206H28L30 203L27 201V200H25L26 202H28V204L26 203V202H24L23 200L26 198V196L28 195V194H30L29 192H30V190H29ZM43 188V189H44ZM68 189V191H67V189ZM75 188H73V189H75ZM79 188V187H78ZM86 188L84 187V189H85V191H86ZM111 188V187H110ZM141 188V189H142ZM145 188H147V187H145ZM157 188V189H158ZM159 188V189H160ZM101 189V188H100ZM134 189V188H133ZM137 188H135V190H136ZM140 188L139 189H137L136 191H142ZM12 190V191H13ZM76 190H78V189H76ZM79 190H82V188L81 189H79ZM89 190H91V189H89ZM89 190L87 191V192H89ZM93 190V189H92ZM91 190V191H92ZM95 191L97 190L98 191V189L96 188V189H94ZM93 190V191H94ZM104 190H106V187H105V189ZM108 190V189H107ZM148 190V189H147ZM153 190V189H152ZM2 191V192H1ZM83 191V190H82ZM93 191H92V193H93ZM95 191H94V193H95ZM97 191H96V193H97ZM101 192H102V190H100ZM99 191V192H100ZM108 191H110V190H108ZM107 191V192H108ZM126 191V192H125ZM69 192V193H68ZM97 193V196L98 195H100V193ZM131 192H135V191H131ZM153 192V193H152ZM1 193H3V194H1ZM10 193V192H9ZM91 192H89V194H90ZM94 193H93V195H94ZM139 193V192H138ZM153 194V195H150V194ZM107 194H109V193H107ZM8 195V196H7ZM9 195H11V196H9ZM16 195H18V196H16ZM40 195V196H39ZM104 195V191H103V194H102V196ZM133 195H135V193L133 194ZM137 195V194H136ZM4 196H7L6 197V201L5 200H3V201H1L3 198H5ZM88 197H89V195H87ZM95 196V195H94ZM93 196V197H94ZM97 196H95V197H97ZM1 197H3V198H1ZM9 197H11L12 199H14V200H12V199H9ZM40 197V198H39ZM64 197H65V199H67V197H68V199L67 200H64ZM81 197H83V198H81ZM92 197V196H91ZM90 197V198H91ZM92 197V199H96V198H93ZM83 199V200H85V201H80V199ZM90 198H87V200L88 199H90ZM104 198V197H103ZM103 198H99V199H101V200H103ZM27 199V198H26ZM40 199V201L38 202V200ZM98 199V198H97ZM112 199H113V196H112ZM10 200H12L11 202H9ZM68 200H70V202H68ZM91 200V199H90ZM101 200H99V202L101 201ZM116 200H114V201H116ZM89 201V200H88ZM112 201L113 200H111V203H112ZM4 202H8V204L11 206H8L6 203H4L5 204V206L3 205V203ZM66 202H68V203H70V204H67ZM91 202V201H90ZM89 202V204H91ZM109 202H110V200H109ZM25 203L27 204V205H25ZM107 203V202H106ZM111 203H110V205L109 204H107L106 206H111ZM114 203V202H113ZM116 203V202H115ZM11 204H13V205H11ZM23 204H24V206H23ZM65 204H67V205H70V206H64ZM88 204V205H89ZM92 205V204H91ZM115 204H113V206H114ZM28 208H27V207ZM90 206V205H89ZM24 207V208H23ZM91 207V206H90ZM94 207V206H93ZM100 207V206H99ZM95 208H97V207H95ZM101 208V207H100ZM97 210V209H96ZM9 212H12L13 213V215L12 216H9L8 217V215L10 214L11 215V213H9ZM95 213H96V211H95ZM98 213H99V215H100V212L98 211ZM98 216V214L96 213L95 214V216ZM6 217H8L7 219H8V221L6 220ZM9 218L11 219V220H9ZM4 219V220H3ZM6 220V221H5ZM95 221H97V223H98V221H99V223L97 224ZM106 221V222H105ZM22 224L24 225V226H27V228L26 229H28V234H29V237H28V241H26L25 239H27V237H24L25 236V232H27L25 229H23V228H21V229H23V230H21V232L23 231H25L24 233L22 232L21 233V235L25 238H23L24 240H25V242H24V240H23V242H21L20 241V239H19V234H17V233H20L19 232V230H20V228H18L19 226H21L22 227ZM78 227V228H77ZM25 228V227H24ZM17 229H19L18 230V232H17ZM77 231V232H76ZM79 231H80V233H79ZM24 234V235H23ZM82 234V235H81ZM18 235V236H17ZM27 235V234H26ZM85 235H86V238L84 239V237H85ZM16 236L18 237V238H16ZM84 236V237H83ZM21 237V236H20ZM82 240V241H81ZM17 241V242H16ZM80 243V244H79ZM33 249V251H28L29 249L30 250H32L31 248ZM90 249V250H89ZM89 251H91V252H89ZM30 252V253H29ZM32 253V254H31ZM161 259V260H160ZM12 264V263H11ZM16 264V263H15Z\"/></svg>","mask_w":264,"mask_h":264},{"label":"rangeland","instance_id":"obj_2","mask_svg":"<svg viewBox=\"0 0 264 264\" xmlns=\"http://www.w3.org/2000/svg\"><path fill=\"white\" fill-rule=\"evenodd\" d=\"M135 1L138 2L139 4H140V3L143 4V2H144V0H143V1H141V0H135ZM135 1L130 0V2H129L128 0H126V2H127V6H128V5H129V6H132V3L135 4ZM146 1H148V0H146ZM151 1L153 2V1H155V0H149V2H151ZM161 1H162L163 5H164V10H166V16H165L166 19L161 20V22L159 23L160 25H158V23H157L158 27H157V25H155V24H154V25H155L154 27H150L149 29L146 28V27H145V28L142 27L144 32H145L146 30H150V29H152V30L155 29V30H153V32H151V33H150L149 31L146 32V33H148L147 35H146V33H144V36H146V38L143 39V36H142V40L138 39V45L140 44V46H143V48H144V45H148V44H151V43H152V46H154L155 44H157V46H156L157 48H156V49H158V50H156V51L153 52V51H146L147 49H144L146 52L144 51L143 55L141 54V52H140L139 50H137L136 53H138V54H137V55H136V53L134 54V59H135V57L138 59V58H139L138 56L141 55V57L139 58L140 61H139V60H136V59H135V61H136L137 63H138V61H139V64H140V65H143V67H141V66L138 67L139 64L137 65L136 62H135L136 65H135V63H134V65H133V62H134V61H133V62H132L133 67L131 66L133 69H130V70H129V71H130V75H131L132 73H133V76L136 74L134 77L131 76V77H132V81L135 80V79H137V78L139 79V78L141 77V75H142V76H144V77H141V78H143V80H142L141 78H140V79L143 81L144 84L141 82V80H139L140 82H139V81H136V80L133 81V83L135 82L134 85H133V83H126V81H124L126 84H125L124 82L122 83V85L125 84L127 87H123L122 90H120V91H122V92H120V93H121L123 96H122L121 98H118V99H119V101H120V99H123V100L125 99V100H126V96H127L128 98L130 97V99H131V97L133 96L132 100H129L130 102L127 101V100H126V101H125V100H124V101L121 100L123 103H120L121 101L119 102L118 99H116L117 101H116L115 99H113V98H115L116 96H115V97H111V98L113 99V100H112V103H113V104H114V102L116 101V103L114 104L113 107H115V105H116V106L118 105L117 107H115L116 109H117L118 107H123V108H118L119 111H121L122 109H126V111H128V113H126L125 110H122L121 113H120L118 110H116V111L119 113V115H118L117 112H116V114H117L118 116H120V115L123 113V116H122L123 120H121V118L118 117L117 115H116V117L114 116L116 119H115L114 117L112 118V119H115V120H116L115 123H118L117 121H120V127H118V125H119V123H118L116 129H114V128L116 127L115 123H114L115 127L112 125L114 120H112V119L109 120V121H111V123H110L109 121H107V120H108V117H106V115H105V118H104V119H106V118H107V119H106V120H103V114H104L105 111H104L103 113L101 112L102 114L98 113V112H100L99 110H102L101 108H97V109H99V110L97 111V109L94 108L93 106H90V105L87 103L86 100H84V101H86L87 105H86L85 102H79V100H80L82 97L79 98L78 95L76 96L75 94H78V93H76V92H80V91H82L81 89H80V91H78V90H77L78 88H77V89H76L77 91L75 90V91H76V92H75V91H73V89H75L76 87H74V88L72 87V88H73L72 90L69 89L70 87H65V88L63 87V88H64V89H63L64 91H63V90H62V91H63V92H66V91H67L68 93L66 92V93L64 94L63 92H61V94H60V92H59V90H58V87L54 86L53 89H52V87H50V85H51L52 83L50 84L51 81H50V79H49L48 77L46 78L45 75H42L44 79H43V81H41V80H42V76H41V74L39 75L38 72L35 73V71H34V72L31 71L32 69H26L27 66H25V69H26V70L23 69V68H24L23 66H24V63H25V60H26V59H23V57L25 58L24 55H23V57H22V56L20 57V60H21V61L19 62V61H18V57H17L16 54H13V55H15L17 59L15 58V56H12V55L10 56V53H11V52H10V53H9V52H8V53H5V52H7V51H5L4 53H1L2 55H1V57H0V64H2V61H3L4 59H7V61H6V60L3 61V62H4L3 64H5V66H6V65H9V66H10V69H9V66H6V68H5V66H4L3 64H2V66L0 65V66L4 69V71H3L4 73L2 72L3 69H1L0 72H2V73H0V74L5 75V76L0 75V77L3 76V78L0 79V88H1V85L3 84V85H2V88H1V89H3V87H5L4 85L6 84V87L4 88L5 90H4V89H3V91L0 90V92H2V93H0V95H1L0 97H1V98H4V97L6 98V97H8V96L10 95V97H8V98H9V100H10L11 103H12V102H13L12 99L15 100V99H16V95H17V93H18V94L20 95V97H19V95H18V97H17V99H16V103H17V104L20 103V102H21L20 100H23L24 102H21V103H22L21 106H18L17 104H14V103H15V102H14L13 104H11V106H12V105H15V106H12V108L15 107V108L12 110V109H10L11 106H10V104H9V103H10L9 100H7L8 98L6 99V101H4L5 99H2V101L0 100L1 102L4 101V102H7V103L4 105V102H3V103L0 102V108H1L0 111H1V110L3 111V109H4L3 106H6V105H7L6 107H9V106H10L9 110H7V111H8V113H10V114H11V111H13L12 113H13L14 118H16V120H18V119L21 117V116H20L21 113L19 114V112H22V115H23V113H24L25 115H27L26 117L23 116L24 119L21 117L22 119H20V120L17 121L18 123H21V124H22V121H23V123L26 124L25 122H27L28 120L26 121L25 118L27 119L28 116H29L28 114H30V113H28V112L33 111L32 109H31V110L28 109V111H27L26 108H28V107H26V106H30V105H32V103H33V105H34V104L36 105V104H37L36 101L38 102V100L41 98L42 101H41V99H40V100H39V101H40L39 104L41 105V107H42V105H43V107L45 106V109H44L43 107H42V108L39 107L40 105L37 104V106H38L37 109H41V112L36 114V115H37L36 118H38L39 121H38L37 119H35V117H34L35 114L31 112V113L34 114V115H31V114H30L29 119H30V117L32 116L33 118H32V117H31V118H32L33 120L30 119V120H31L30 123H28L29 121L27 122L28 124H31V126H29L28 124H26V125L24 126V124H22L24 128L21 126V124L18 125V124L14 121L15 119H12V120L10 119L11 121L9 120V117H10V116L12 117V114L9 115V116H7V112H5V111H4L3 113L0 112V114L2 113L3 115H6V117L2 115V116H0V118H1V119H2V117H3V119H5V118L7 119V118H8V119H7V120H9V122L7 121L8 123L5 122L6 119H5V120L2 119V120H3L4 123H6L7 125H10L9 127H7L6 124L3 123V125H5V126H2V127H1V125H2L1 122H2V121L0 120V132L2 131V133H3L4 130H3L2 128H8V129L11 130V129H12V126L15 124V125L13 126V130H14V131H10V130H9L11 134L9 133V131H7V129L5 130L6 133L4 132L3 134H2V133L0 134V135H4V134H6V136L4 135V137H5V138L7 137V138H6V141H7V142L5 141L6 144L4 145V148H1V147H0V148H1V150H0V154H1V152H2L3 154L8 153L9 156H13V155L15 156V155L18 154V153H17V151H16V152H13V151H14V150H18V151H19V149L21 150L22 147H23V149H24V148H25V149H24L23 151L21 150L22 153L19 151L20 154H21V156H19L20 154L16 155V156H18V157H22V155L25 154V153L27 152V151L25 152V150H28V149H29V145H30V144H31V146L33 145L32 143H35L36 145L38 144V145L40 146V148H39L38 145H37V147H38L40 150H42L41 148H44V147H42V146H43V145H46V143L42 144L43 142H46L44 136H46L47 134H49V136H50V135L52 136V133H51L50 131L52 130V132L54 131V133H55V130H54L55 127H56L57 129H59V128L62 129V128H63V129L61 130L62 132H60V129H59V133H60V134L57 132L58 130L56 129V133L53 134V135H54V136H53L54 139H56L57 137H60V138H61V137H64V134L66 135L67 132H68L69 135H66V136L64 137V138H66V139L63 140V141H64V144H65V143H67V144L70 143V145H71V144L77 142L78 144H76V147H75L74 145H71V146L69 145L68 147H75L76 149H78V150L80 151L81 149H79V147H77V146H79L80 143H81V144H82V145H81L82 147L80 146V147L82 148V150L80 151L81 153H80L78 150L72 148L73 151H72V149H70L71 152H74V150H76V152H74L73 155H72L71 152H70V155H68V154H69L68 147H64V146H62L63 143L60 142V138H59V139L57 138L58 140H57V139L55 140L56 143H55V145H54L53 143H54L55 141H54L53 139H52V140L50 139V138H53V137H51V136L49 137V136L47 135V136H48L47 139H48V141H49V142H48V141H47V142H48V144L50 143V147H47V146H49V145L47 144L46 147L43 149L44 151L42 150L41 153H40V152L37 150L38 148L35 147L36 145H34V146H32V147L30 146V150H31V151L29 150L28 154L31 152V153H30L31 156L25 154V156L27 155V156L29 157V159H30L29 161H27V162H30V165H28L29 168H28V167H27V168L29 169L28 171H29L30 173L32 172V173H31L32 175L34 174V170H35V173H36L38 170H40L39 168L42 167L41 170L43 169L45 172H49L50 170H51V171L54 170L53 172H51V174H53L55 171L58 170V171H60V172H59V173L55 172V173H56V174H59V176H60V174H61V176H62V175L65 174L64 171L66 172V168H68V167L72 164L71 166H72L73 168H71V166H70L69 169H67L68 176H67V175H65L66 177L63 176V177H65V180H64V178H63V179H62V182H63V181H66V184H67V183H70V184H71V182H73V185L75 184V181H76V180L73 181V178L75 179V176L73 175L74 172H75L74 170L77 169L76 172H77L78 170H82V171H80V173H79V171H78L77 174H76V172H75V174H76V179L78 178V179H77V182H79L78 180L81 181V182H79L81 187L78 185V183H76V184H77L76 186H78L79 188L76 187V186H75V187H76V188H75L72 184H71V185L69 184V186H68V185H65V186H68V187L71 186L70 188H68V189H69V192H70V195L68 194L69 197H71V192H72L73 190H75L74 192L78 191L77 193H79V194H78L79 197H80V195H81L80 193H82V196L85 195V194L87 193L85 197L83 196L84 199H85L86 197H87V198H90L91 196L93 197L94 195L97 196V193H98L100 190H102V192H101V191L99 192L100 195H98L97 197H95V196L93 197V198H96V199H92V197H91V198H90L91 200L88 199V200H89V201H88L87 198H86V199H85L86 201H85V200L79 198L80 201H81V200H82V201H85V203H83L84 205L87 203L86 206H84V207L87 208V206H88L89 208H91L92 211H93V209H95V210H94V213L92 212V214H93L92 219H93V217H94V218H96V217H101V218H103V219L106 220V218H117V217H119V214H120V213L118 212V211H119V207H118V206H119V203L117 204V202H118L119 199L117 198V197H118L117 194H114L115 190H112V189L114 188L113 186H118V185L122 186L123 184H125V185L127 184V186L124 188V190H126L127 187H128V185H129L127 191L129 192V190L132 188V189L130 190V194L132 193V196H133V197H134V196L136 197V196H138V194H139V196H138L137 198H139V197H140L145 191L148 192V193H150V192H149V191H150L149 189H151V191H154L155 188H152L151 185H152V183L154 184L156 180H159L158 178H160L159 182H160V183L162 182V183L160 184V183L158 182L157 184H159L160 186H161L162 184H163V185H162V188L159 187L160 189H159L158 187H156V189H155L156 192H154V194L158 193V192H159L158 190L163 191V190H165L166 188H167V190H168V188H169V189H170V188L173 189V187H170V186H171L174 182L176 183V181H177V177H178V181H179V177H180V176H179L180 174H177V172H175V173L177 174V175H176V174L174 173V171H180V172H181L183 168H185L187 165H188V166L190 165V164L182 163V166H184V165H186V166L181 167V162H182L184 159L182 158V160H181L182 153H180V151H181V152H183V151L185 152V150L188 148V147H187L188 145H190V148H189L190 151L188 150L189 152H191V151L193 152V150H194V152H195V151H197V152H198V151H202L204 144H205V146H206V147L204 146V149L207 148V146H209L206 150L211 149L213 145H214V147H215L216 149H217L218 146H220V148H223V147L226 145L225 147H226V149H227L228 152L226 151L225 147L222 149V150L225 149L223 152H222L221 149H220V150H216L214 147H213L211 150H209L212 154H211L209 151H207V152L205 151L204 154H205V155L207 154V157H208V155H210V156L208 157V158H210V159H209V160H210V163H211V162H214V163H212V165L214 164L213 166H217V167H219V166L221 165L222 169H223L224 166H225V167L227 168V170H225V169H226V168H225V169H223V171H224V170H225V171H228V168H229L230 166H231V167H234V168H232V169L235 170V168L238 166L237 164H241V165H243L244 167H245L246 165H248L247 167H245L246 169L243 168V166H242L243 170H242V168H240L241 166L239 167L240 169H239V168H236L237 170H238V169H239V170H242V171H239V170H238V172H237V170H236V173H238V174L240 173V175L242 174V177H244L245 179H247V178L249 177V178H248L247 180H245V181H248V183L251 182V183H253V184H255V183L257 184V181H258V180H256V178L260 175V176L257 178V179H259V180L261 179L260 182L258 181V184H259V183H264V181H262V180H264V179L260 178L262 175H264V171H262V170H264V169H261V168H260L261 170H259V166L262 167V168H264V165H262V164H264V156H262V155H264V152H262V151H264V147H262V146H264V131H262V128H264V126L261 127V125H264V121H261L262 119H264V115H262V114H264V113L261 112V111H264V107H261V106H264V105H262V104H264V102H261V101H264V93H262V92H264V89H262V87H264V83H262V81H264V80H262V79H264V78H262V77H264V75H262V74H264V69H262V68H264V0H239V1H238V0H232V1L227 0V2H223V0H205V2H204V0H198V1L196 0L197 2H196L195 0H192L194 3H192L191 0H186L187 2L190 1L189 3H187V2L184 1V0H183V1H182V0H161ZM224 1H226V0H224ZM233 1H234V4H232V5H234V6H233V8H231L232 5H230V3H233ZM235 1H236V3H239V4H240L241 2H242V3L240 4V6H238L239 4H236ZM128 2H129V4H128ZM185 2L187 3V6H186V7L184 6V8H183L182 6H183V5H186ZM145 3H146V2H145ZM204 3H205V4H204ZM221 3H224V4H222L223 6L221 5ZM225 3H226V4H225ZM228 3H229V6H227ZM152 4H153V3H152ZM188 4H190V6H191V5H194V6H193V7H192V6L190 7V6H188ZM198 4H200V5H202V6H200V5H198ZM195 5H196V7L198 6L199 9L196 8ZM235 5H237V7H236ZM125 6H126V5H125ZM199 6H200V7H199ZM224 6H225L226 8H225ZM194 7H195L196 9H195ZM182 8H183V9H182ZM135 9H136V8H135ZM135 9L133 8V10H135ZM138 9H139V8H138ZM138 9L136 10V12L138 11ZM181 9H182V10H181ZM197 9H198V10H197ZM238 9H239V10H238ZM131 10H132V9H131ZM232 10H234V11H232ZM216 11H217V12H216ZM240 11H242L241 13L244 12L243 14H244V16H246V20H247V21H245V19H243V18H245V17L242 16L241 13L238 15V12H240ZM141 12H142V11H141ZM245 12H246L247 14H246ZM142 13H143V12H142ZM216 13H218V17L215 16V15H217ZM220 13H221L222 15H220ZM129 14H130V12H129ZM229 14H230V15H229ZM236 14H237L238 16H237ZM219 15H220L221 17H220ZM223 15H224V16L227 15L228 18H227V17H226V18H223ZM234 15H235V16H234ZM240 15L242 16V18H241ZM138 16H140V15H138ZM229 16H230V17H229ZM236 16H237L238 18H239V17L241 18V20H240V21H242V22H240L241 24H242L243 22H245V23H243V25H241L240 23H238L239 25H237V24H236V23L238 22L237 20H239L240 18L238 19V18H236ZM129 18H130V17H129ZM167 18H168V19H167ZM218 18H219V20H218ZM222 18H223V19H222ZM230 18H231L232 20L235 18V20L232 22V20H231ZM220 19H221V20H220ZM228 19H229L228 22L225 21V20H228ZM242 19H243V20H242ZM127 20H128V22H127V21H126V22L129 23V24H131V20L128 19V16H127ZM164 20L166 21L167 24H169L168 22H170V24L167 25V24L165 23ZM129 21H130V22H129ZM171 21H172V22H171ZM175 21H176V23L174 24L173 22H175ZM230 21H231V23H232L237 29L232 28L233 25H231V23H229ZM236 21H237V22H236ZM126 22H124V24H125ZM225 22H227L229 25L226 24ZM235 22H236V23H235ZM247 22H248V23H247ZM161 23H162V24H161ZM171 23H173V25H175L174 27L172 26V28H173L174 30H173L171 27H169V26L171 25ZM124 24H123V25H124ZM235 24H236V25H235ZM162 25H163V26H162ZM209 25H211L210 28H208ZM166 26H167V27H166ZM202 26H203V27H202ZM238 26H239V28L242 26V27L240 28V30H241L240 34H239V31H240V30H239ZM243 26H244V27H243ZM164 27H165V28H164ZM176 27H177V28H176ZM178 27H179V28H178ZM201 27H202V29H201ZM204 27H205V28H204ZM156 28H157V29H156ZM166 28H169V29H168L169 31H170V30H173V31L171 32V34L173 33V34H172L173 36H172V35H171V36L169 35L170 37L168 36V40H171V42H173V41L175 40L176 42L174 41V42H173L174 44H171V42L169 41L170 46H171V50H172V51H170V52H169V51H168V52L165 51V53L167 52V54L164 55L162 52H163L165 49H164V48H163L164 50H163V49H160V45L162 46V43H161L162 41H161V42H157V41H158L159 38L161 37L162 32L166 31ZM175 28H176V29H175ZM203 28H204V29H203ZM207 28H208V30H207ZM211 28H212V29H211ZM231 28H232L233 30H232ZM162 29H163V31H162ZM200 29H201V30H200ZM152 30H151V31H152ZM168 30L166 31L167 34H168ZM179 30H180V31H179ZM210 30H211V31H210ZM234 30H235V31H234ZM236 30L238 31V34H237ZM158 31H160V32H159L160 34L155 35V34L158 33ZM175 31L178 32V33H177V32L175 33V34L177 35L176 37L174 36V35H175V34H174ZM209 31H210V32H209ZM232 31H233L234 33H233ZM180 32H181L182 34H181ZM200 32H201V33H200ZM207 32H208V33H207ZM153 33H155V34H153ZM209 33H210V34H209ZM235 34H236V35H235ZM241 34H242V35H241ZM142 35H143V34H142ZM152 35H153V36H152ZM178 35H179V36H178ZM185 35H187V37H186ZM240 35L243 37V39H241L242 37H241ZM157 36H160V37H157ZM201 36H202V37H201ZM239 36H240V39H238ZM148 37H149V39H148ZM156 37H157V38H156ZM179 37L182 38V39H180ZM193 37H194V38H193ZM200 37H201V38H200ZM205 37H206V39H205ZM209 37H212V38H209ZM173 38H174V39H173ZM176 38H177V39H176ZM208 38H209L210 40H209ZM221 38H222V39H221ZM223 38H225V39H223ZM146 39L148 40V43H146V41H147ZM178 39H180V40H178ZM194 39H196L195 42H194ZM199 39H201V40H199ZM227 39H228V40H227ZM235 39H237L238 42H236L237 40L235 41ZM139 40H140V41H139ZM160 40H161V39H160ZM181 40H182V41L185 40V41L181 42ZM188 40H189V41H188ZM208 40H209V41H208ZM212 40H213V41H214V40H217V41H214L215 43H213ZM220 40H223V41H220ZM224 40H225V41H224ZM226 40H227L229 43L227 42V44H225V43H226ZM230 40H231V41H230ZM241 40H242V41H241ZM142 41H143L145 44H144ZM178 41L181 42V43H179ZM191 41L194 42V43H193L194 47H193V45H191V44L189 43V42H191ZM199 41H201V42H199ZM207 41H208V42H207ZM232 41H233V42H232ZM245 41H246V43H245ZM149 42H150V43H149ZM177 42L179 43V45H176V44H175V43H177ZM216 42L218 43V45L216 44ZM223 42H224V43H223ZM231 42H232V44H233L232 47H231V45H232ZM235 42H236V44H235ZM247 42H248L249 44H248ZM158 43H159V45H158ZM183 43H185V44H183ZM222 43H223L224 45H223ZM240 43H241V44H240ZM242 43H243V44H242ZM164 44H165V43H164ZM181 44H182V45H181ZM187 44H188V45H187ZM201 44H202V45H201ZM215 44H216V45H215ZM220 44H221V45H220ZM229 44H230V46H229ZM238 44L241 45V46L243 45L242 48H241V46L239 47V51L242 49L240 52L237 51V50H238L237 46H239ZM247 44H248V45H247ZM251 44H252V45H251ZM172 45H174V46L172 47ZM180 45H181V47H183V45H184V47H183V48H179ZM199 45H200V46H199ZM212 45H215V46L212 47ZM222 45H223L224 47H222ZM225 45H228V46L226 47ZM235 45H236V49H235ZM245 45H246V46H245ZM177 46H178V47H177ZM186 46H187V47H186ZM195 46H196V47H195ZM217 46H218V47H217ZM219 46H221V47H219ZM248 46H249V47H248ZM250 46H251V47H250ZM253 46H254V47H253ZM158 47H159V48H158ZM199 47H200V48H199ZM215 47H216V48H215ZM255 47H256V48H255ZM146 48H147V47H146ZM172 48H173V49H172ZM192 48H193V49H192ZM195 48H196L197 50H196ZM198 48H199V49H198ZM218 48H219V49L221 48V51H220ZM223 48L226 49V50H223ZM228 48H229L230 50H229ZM240 48H241V49H240ZM159 49H160L161 51H162V50H163V51L161 52ZM181 49H182V50H181ZM183 49L185 50V53L183 52V51H184ZM211 49H213V50H211ZM216 49H217V51H218V50L220 51V52H219L220 54H218V52L215 53V52H216ZM227 49H228V51H227ZM251 49H252V52H251ZM178 50H181V51H178ZM199 50H201V51H199ZM231 50H232V52H233V50H234V52H237L239 55H237V54L235 53V55H236L237 57L234 56V54H233L234 52L232 53ZM173 51H174L175 53H174ZM211 51H212V52L214 51V52L212 53ZM224 51H225V52H224ZM243 51H244V52L247 51V52H249V53L247 54V52H246V54H247V55H246L245 53H243ZM152 52H153L154 54H153ZM155 52H156V53H155ZM159 52H161V53H160L161 56L159 55ZM171 52H172V53H171ZM176 52H177V53H176ZM187 52H188V53H187ZM253 52H254V54H253ZM139 53H140V54H139ZM150 53H151V54H150ZM170 53H171V54H170ZM190 53H191V54H190ZM210 53H211V54H210ZM214 53H215L217 56H218V55H219V56H222V58H221V57L218 58L219 56H218V57L215 56ZM225 53H226V54H225ZM240 53H242V54H240ZM5 54H8L9 56H7V58H4V57H5ZM147 54H148V55H147ZM156 54H157V55H156ZM173 54H174V55H173ZM177 54H180V55H177ZM183 54H184L185 56H184ZM187 54H189V55H187ZM196 54H197V57L200 56V55H202L201 57H198V58H200V59H198L197 57H194ZM199 54H200V55H199ZM228 54H229V55H228ZM250 54H251V55H250ZM152 55H154V58H153ZM162 55H163V57H162ZM168 55H169V57L166 59L164 56H168ZM170 55H172V56H170ZM176 55H177L178 57H177ZM182 55H183V56H182ZM190 55H191L192 57H189ZM193 55H194V56H193ZM212 55H214L215 57H214V56L212 57ZM224 55H225V56H224ZM230 55H231L232 57H231ZM240 55H242V56H240ZM249 55H250V56H249ZM3 56H4V57H3ZM151 56H152V57H151ZM158 56H159V58H161V57H162V58L159 59ZM180 56H181V57H180ZM186 56H187V57H186ZM210 56H211V57H210ZM223 56H224V57H223ZM227 56H229V57H231V58L228 57L229 59L227 60V59L225 58V57H227ZM8 57H9V58H8ZM11 57H12L13 60L10 59ZM150 57H151V58H150ZM156 57L158 58V62H157V60H156ZM170 57H171V58H170ZM188 57H189L190 59H191V58H193V59L195 58L194 61H195V60H199V61H198V64H199L200 61H201L202 64L205 63L204 65H206L207 63H209V64H210V65H209L210 68H212V67H213V69H214L215 67H216V68H215L214 70L212 69V71H211L210 68H209V66H206V68H205V66H203L202 64L196 65L197 62H196V61L194 62L193 59H192V60L187 59ZM233 57H236V59H235V58L233 59ZM14 58H15V59H14ZM143 58H144V59H143ZM196 58H197V59H196ZM224 58H225V60H223ZM241 58H242V59H241ZM2 59H3V60H2ZM8 59H10V60H9L10 62H8ZM22 59H23V60H22ZM141 59H143V60H141ZM151 59H152L153 62L159 63V64H158V67L161 68L162 70L159 69V68H158L157 70H159V71L161 70V71H160V74H162V75H160V76L163 78V81L165 80L167 83L164 82V84H163V82H162V84H161V83L158 82V81L151 80V79H153V78H151V76H149V75H151L149 72H150L152 69L149 68V67L152 66V68H153L154 65H155V66L157 65V64H155V63H154V65H151V64H153V62L151 63ZM164 59H166V60H164ZM170 59H171V60H170ZM185 59H186V60H185ZM230 59H231L233 62H231ZM15 60H16L17 62H16ZM149 60H150V63L148 64V61H149ZM154 60H155V61H154ZM160 60H161V61H160ZM167 60H168V61H167ZM184 60H185V62H184ZM234 60H235V62H234ZM237 60H239V61H237ZM241 60H243V61L241 62ZM23 61H24V62H23ZM141 61H143V62H141ZM163 61H164L165 64L163 63ZM170 61L172 62V65H170V64H171ZM188 61H189V62H188ZM226 61H227V62H226ZM229 61H230L231 64H230V63H229V65L226 64V63H228ZM11 62H13V63L11 64ZM15 62H16V64L18 65V67H19V65H20L19 68H21L24 72H23L22 70H19V69H18L17 65L14 64ZM160 62H162L163 64L161 63V65H160ZM167 62H168V64L170 63L169 66H170L171 68L169 67V70H168V68H167V67H168ZM182 62H183V63H182ZM191 62H192V63H191ZM193 62H194L195 65H196L197 67H199V68H197V67L193 64ZM221 62H223V63L225 62L226 65L223 64V63H221ZM236 62H237V64H236ZM7 63H8V64H7ZM22 63H23V65H22ZM173 63H174V66H173ZM177 63H178V64H177ZM190 63H191V64H190ZM220 63H221V64H220ZM232 63H233L234 65H233ZM239 63H241V64L239 65L240 67L242 66V64L245 63V65H243L244 67H246V68H244L245 71L242 70V67H243V66H242L241 69H240V67L238 66ZM10 64H11L12 66H11ZM188 64H189V65H188ZM219 64H220V65H219ZM15 65H16V67H15ZM149 65H150V66H149ZM166 65H167V66H166ZM179 65H181V66H179ZM207 65H208V64H207ZM222 65H223V66L225 65L226 67H228V69H227L225 66H224V67H221ZM230 65H233V67H231ZM235 65H236L237 68L235 67ZM3 66H4V67H3ZM13 66H14V67H13ZM134 66L137 67V70H139L138 72H136L137 70H135L136 68H135ZM160 66H162V67H160ZM172 66H173V67H172ZM175 66H176V67H175ZM177 66H178V67H177ZM183 66H184V69H183ZM194 66H195V68H194ZM202 66H203V67H202ZM219 66H220V67H219ZM7 67H8V68H7ZM163 67H164V68L166 67L167 70H168V72L165 71L166 68L164 69ZM174 67H175V68H174ZM179 67H182L183 70H182L181 68H180V70H179ZM201 67H202V68H201ZM229 67H230V68H229ZM138 68H139V69H138ZM147 68H148V71H149V69H150L149 72L147 71ZM172 68H173V70H172ZM176 68H177V69H176ZM187 68H188V69H187ZM207 68H208V71H209V72H207ZM224 68H225L227 71H226ZM233 68H234V70L231 72V70H232ZM257 68H258V69H257ZM8 69H9V72H10V70H11V74L14 75V76H13V75L11 76L10 73L7 72V74L9 73V76L7 75L9 79H8L7 76H6V71H5V70L8 71ZM16 69H18V70H16ZM140 69H141V70H140ZM144 69H146V70H144ZM154 69H155V67H154ZM170 69H171V70H170ZM186 69H187V71H191L192 69H196V70H197V69H200L199 71L197 70V71H198V72H197V73H198L197 75H199L198 77H199V78H200V77L202 78V79H199V80H198L199 83H200V81L205 80V78H207V80H205V82L207 81L208 84H209V83L211 84V83H212L211 81H213V80H217L216 83H215V81L213 82V83H214L213 86L215 87V84H216V86H217V90H216V87H215V88L213 87L214 89L211 87L212 84H211V85H208V84H206L204 81H203V83L206 84V85H208L207 87H209V89L206 87V85H204L205 88H203V90L205 89L204 91H206V89H208V90H207L208 92H211V90H212V91L216 90V91H214V92H215V94L217 93V94L215 95V97H219V101H218L219 103L217 102L218 104L215 103V102L218 100V98H215V97H214L213 99H211V100H212V101H211L212 104L210 103V101L208 102V100H206V101L202 100V101H198V102H196L197 100H199V97H198L196 94H199V93H197V92L200 91V90H202V88L199 87L200 90L198 89V87H197V86H199V83H198L197 86L194 87V88L197 87V88H196L197 91L194 90L193 86H194L198 81L196 82L195 80H191V84H190V83H189L190 80H189V82H188V79H187V78H188V77H187L188 75H187V76L185 75V74L187 73ZM217 69H218L219 71H218ZM220 69H222V70H220ZM237 69L240 70V71L238 72ZM260 69H261V70H260ZM13 70H14V71H13ZM28 70H30V72H29ZM131 70H132L133 72H132ZM142 70H143L145 73H143ZM163 70L165 71L166 74L172 72V73H170L171 76L164 75V71H163ZM176 70H178V71H176ZM17 71H18V72L20 71L21 73L19 72V73H20V74H19ZM141 71H142V73H141ZM152 71H153V70H152ZM182 71H183V73H182ZM204 71H205V72H204ZM221 71H224V73L222 72V74H221L222 77H221V75H219V74L221 73ZM234 71H235V72H234ZM236 71H237L238 73H236ZM241 71H243L244 73L241 74ZM13 72H14V73H13ZM16 72H17V74H16ZM22 72H23L24 74H23ZM28 72H29L30 74H29ZM32 72H33V75H32ZM131 72H132V73H131ZM147 72H148V76H147V74H146ZM179 72H180V73H179ZM201 72H203L205 75L202 74ZM210 72H211V73H210ZM25 73H28V74H25ZM37 73H38V74H37ZM138 73H141V74H138ZM173 73H175V75L178 76V78L174 77ZM207 73H209V76H211V78L214 76V77H213V80L208 79L209 77L207 76V75H208ZM212 73H213V74H212ZM227 73L230 74V75L233 74V75H231V78H228L230 75H228ZM15 74H16V75H15ZM18 74H19V75H24L25 77H24V76H20V77H19ZM34 74H35V75H34ZM180 74H181V75H180ZM182 74H183V78H182ZM210 74H211V75H210ZM234 74H240V75H241V78H240V75H238V78H236L237 75H234ZM28 75H30V77H29ZM36 75H37L38 78L35 77ZM137 75H138V76H137ZM200 75H201V76H200ZM203 75H204V76H203ZM227 75H228V77L225 78V76H227ZM254 75H256V76H255L256 79H253L254 77H252V76H254ZM17 76L19 77V80L21 81V83H22V81L25 82L26 79H27V82H29V81L33 78V79H32V82H31V84H30L29 86H28V84H26L27 82L23 83V84H26V85L28 86V88H27V86L24 85V86L26 87L25 89L30 90L29 92H28L27 90H26V91H27V92H26L25 89L21 86V85H23V84H21V83L18 84V82L15 81V80H16L15 77H17ZM26 76H27V77H26ZM31 76H32V78H31ZM44 76H45V77H44ZM136 76H137V77H136ZM180 76H181V77H180ZM205 76H206V77H205ZM249 76H250V78H251V81H250ZM11 77H12V78H11ZM40 77H41V78H40ZM72 77H73V76H72ZM135 77H136V78H135ZM145 77H146V78L148 77L147 79H150V80L147 81ZM155 77H156V76H154V79H155ZM157 77H158V76H157ZM157 77H156V78H157ZM169 77H170V78H169ZM184 77H185V78H184ZM186 77H187V78H186ZM203 77H204V79H203ZM232 77H233V78H232ZM243 77H244V78H243ZM247 77H248L249 79H248ZM258 77H259V78H258ZM260 77H261V78H260ZM4 78H6V79H4ZM13 78H14L15 80H14ZM20 78H21V79H20ZM23 78H24L25 81L23 80ZM30 78H31V79H30ZM133 78H134V79H133ZM168 78H169V81L166 80V79H168ZM174 78L178 79V81L175 80ZM179 78H180V79H183V80H180ZM219 78H220V80H219ZM221 78L224 79V80H222ZM234 78H235V79H234ZM239 78H240V80H242V81H239ZM245 78H246V80H245ZM2 79H3L4 81H2ZM7 79H8V80H7ZM12 79H13V82L15 81L16 83L14 82V83L12 84V83L10 82V81H12ZM39 79H40L41 85H40ZM45 79H46L47 82L45 81ZM47 79H49V80H47ZM67 79L70 80V79H69V75H67ZM171 79L173 80L172 82L170 81ZM184 79H185L188 83H186ZM189 79H191V78H189ZM237 79H238V81H237ZM257 79H259V80H257ZM9 80H10V81H9ZM17 80H18V79H17ZM34 80H35V81H34ZM36 80H37V81H36ZM71 80H72V79H71ZM74 80H75V79H73V81H74ZM156 80H157V79H156ZM161 80H162V79H161ZM221 80H222V82H221ZM248 80H249V81H248ZM253 80H254V81H255V80H256V81H260V80H261V81H260V84L262 83L261 87L259 86V85H260L259 82H258V83H254ZM20 81H19V82H20ZM66 81H67V80H66ZM130 81H131V80H130ZM145 81H146V82H145ZM149 81H152V82H150L151 85H150ZM154 81H155L156 83H154ZM181 81H182V82H181ZM194 81H195L196 83H195ZM209 81H210V82H209ZM219 81H220V82H219ZM224 81H226V82H224ZM243 81H244V82H243ZM246 81H247V83H245ZM252 81H253V83H252ZM256 81H255V82H256ZM43 82L46 83V85H47V83H49V85L46 86ZM84 82H85V81H84ZM147 82L149 83V84H147V85H149V88H148L149 91H151L150 88L153 89V91L150 92V94L153 93V97L151 96V98H150V95H149L148 97L146 96V95L149 94L148 90H146L147 87H148V86L146 85ZM157 82H158V83H157ZM173 82H174V83H173ZM175 82H176V83H175ZM192 82H193V83H192ZM217 82H218V83H217ZM240 82H241V83H240ZM7 83H8V85H7ZM29 83H30V82H29ZM33 83H34V84L37 83V86L34 85L35 87H37V88H35L36 90H33V87H34V86H33ZM42 83H43V84H42ZM138 83H141V85L143 84V86H142V87L138 86V85H137ZM170 83H171L172 85H171ZM179 83H181V84H179ZM185 83H186V85H185L186 87L184 86ZM203 83L201 82V83H200V86H202ZM224 83H225L226 85H224ZM238 83L240 84L241 87H243V89L239 86ZM251 83L253 84V86L251 85ZM11 84H12V85H11ZM14 84H15V88H19V86H20V91H18L19 89H16V90L13 91V89H15L14 86H13ZM16 84H17L18 86H17ZM20 84H21V85H20ZM154 84H156V88L153 87ZM166 84H167L168 86H167ZM175 84H179V85L177 86V85H175ZM188 84H190V85L188 86ZM192 84H193V85H192ZM219 84H220V85H219ZM222 84H223L224 86H223ZM244 84H246V85H244ZM248 84L251 85V87H250V86H247ZM254 84H255V85L257 84L256 86H258L259 89H257V87H255ZM258 84H259V85H258ZM9 85H10V88H9L10 90L8 89ZM38 85H39L40 87L42 86L41 89L39 88L41 91H40V90H39V91L37 90L38 87H39ZM52 85H55V84H52ZM76 85H79V84L77 83ZM157 85H159V86H157ZM165 85H166V87H165ZM170 85L172 86V88H171ZM173 85H175L176 87L173 86ZM181 85H182L185 89H183V87H182ZM228 85H229V88L227 87ZM236 85H238V87L240 88V90L238 89V87H237ZM16 86H17V87H16ZM123 86H124V85H123ZM134 86H135V87L137 86V87L135 88ZM146 86H147V87H146ZM150 86H152V87H150ZM160 86H161V88H160ZM179 86H180V88H182L183 90H182V89L178 90L177 88H178ZM191 86H192V87H191ZM218 86H220L219 89H218ZM225 86H226V87H225ZM244 86H245V87H244ZM11 87H12V88H11ZM30 87H31L32 89H29ZM46 87H47V88H46ZM130 87H134V88H135V89H134L135 94H134L133 90L127 89V88H130ZM138 87H139V88H138ZM143 87L146 88V89L144 88V89H145V93H146L145 95H143V93H144V92H143V91H144ZM157 87H159V89H160V92H159V95H160V96L158 95V92H157V91H159V90H157ZM164 87H165V88H164ZM188 87H189V88H192V89H189ZM210 87H211V88H210ZM221 87H224V90L221 89ZM21 88H22V90H21ZM42 88H43V89H42ZM48 88H49V89H48ZM55 88H56L57 90H56ZM67 88H68V89H67ZM105 88H107V87H105ZM163 88H164V89L169 88V89H168V90L166 89V90L164 91ZM170 88H171V89H170ZM173 88H174V89H173ZM175 88H176V89H175ZM187 88H188V90H190L191 93H192V90H193L194 94H193V93H192V94L189 93V91H188V92L185 91V90H187ZM225 88H228V89H225ZM235 88L238 89V90L236 91ZM46 89H47V90H46ZM66 89H67V90H66ZM120 89H121V86H120ZM124 89H125L126 91L128 90V92H125ZM140 89H143V91L141 92ZM155 89H156V91H154ZM233 89H235L236 92H234ZM245 89H246V90H245ZM256 89H257L261 94H259V92H258ZM260 89H261L262 91H261ZM8 90L10 91V93L7 92L8 94L6 93V96H5V93H4V92H6V91H8ZM43 90H45V91H43ZM50 90H52V91L55 90V92H59V93L57 94V93H54V92H52V91H50ZM68 90H70V91H68ZM103 90H104V89H103ZM129 90H130L131 93L129 92ZM162 90H163V91H162ZM171 90H172V93L169 92V91H171ZM176 90H177V92H176ZM219 90H220V92H218ZM225 90H226V91H225ZM227 90L229 91V95H228V93H227ZM230 90L232 91L233 95H232V93H231ZM242 90H245V91H242ZM253 90H254V91H253ZM15 91H17V92H15ZM37 91H38V92H37ZM49 91H50V93L52 92L51 95H50ZM71 91H72V92H71ZM136 91H137V92H136ZM167 91L170 93V95L168 94V96L171 98L170 101H172V99H175V97H173V96L176 94V96L179 95V96L176 97V99H177V98L180 99V97H181V98H182L181 100H184V102L187 103V108H188L189 110L191 109V111L194 112L195 109H198V110H200V111L195 110V112L192 114V113H190L191 111H189V110L186 108V110H185V112H183V113H184V114H183L181 111L179 112L178 109H175V108H173V107H171L169 110L172 111V112H174V113H172V112H170V111L167 110L166 113H164V114H162L161 112H159V114H158L157 110L154 111V112L152 111L153 108H152V110L149 111V109H150V104H151L152 102H156V100H157L158 102L162 101L161 98L163 97V95H164V96L167 95V94H166V93H168ZM181 91H183V93H182ZM184 91H185L186 93H185ZM221 91H222V92L225 91V92L222 93ZM238 91H239V92L241 91V92H240V95H239V92H238ZM247 91H248V92H247ZM36 92H37V93H36ZM123 92H125V93H123ZM139 92H141L140 94H142L143 96H142V95H137V97H138V96H139V97H138V98L135 97L137 93L139 94ZM173 92H174V93H173ZM175 92H176V93H175ZM195 92H196V93H195ZM246 92H247V94H245ZM252 92H254V93H252ZM3 93H4V97H2V96H3ZM14 93L16 94L15 97H14V95H13ZM32 93H33V94H32ZM48 93H49V94H48ZM72 93H73V94H72ZM74 93H75V94H74ZM129 93H130L132 96H130ZM147 93H148V94H147ZM164 93H165V94H164ZM177 93H179V94H177ZM181 93H182V94L185 93L184 95L187 94V95H186L187 97H188L189 94H190L191 97H193V98L196 97L197 99L194 101L193 98L188 97V99H187V97H185L184 95H182V96L184 97V98H183V97L181 96ZM225 93H226V94H225ZM234 93H235V94H234ZM11 94H12V96H11ZM34 94H35V95H34ZM38 94H39L40 96H37ZM42 94H43V95H42ZM46 94L48 95V97H46V96H47ZM53 94H54V95H53ZM66 94H67V96H70V95H71V97H69L70 100H68L67 102H68L71 106L75 103L72 107H70V105H69L68 103H66V100L69 99V98H67ZM121 94H120V95H121ZM124 94H125L126 96H125ZM155 94H157L159 97H157V95H155ZM172 94H173V95H172ZM221 94H222V95H221ZM230 94H231L232 96H231ZM243 94H244V95H243ZM256 94H257V95H256ZM258 94H259V95H258ZM7 95H8V96H7ZM24 95L27 96V97L25 96L26 98L31 97V96L33 95L32 97H33L34 99H33L32 97H31V98H32L33 100L30 98L32 102H31V101L29 102L30 99H29V100L27 99V102H29V103H27L26 100H25ZM30 95H31V96H30ZM44 95H46V96H44ZM55 95H56V96H55ZM58 95H64V96H58ZM72 95H73V96H72ZM151 95H152V94H151ZM161 95H162V96H161ZM193 95H194V96H193ZM211 95H214L213 92H211ZM219 95H220V96H219ZM237 95H238V96H237ZM35 96H36V97H35ZM41 96H42V97H41ZM43 96H44V97H43ZM49 96H50V98H49ZM54 96H55V97H54ZM65 96H66V97H65ZM112 96H113V95H112ZM140 96H141V97H140ZM168 96H167V97H168ZM224 96H225V99L228 98V101H229V99H230V101H232V100L235 101V102L232 101V102H233V105H232V103H230V101H229V103H230V106H229V107H230V108L228 107L229 103H228L227 100H226L227 102H225V99L221 100L222 97H224ZM235 96L237 97V101H238V102L236 101V97H235ZM239 96H240V98H239ZM241 96H242V97H241ZM243 96H245V97L248 96V97H247V99L244 97V98H245V100H244ZM52 97H53L54 99H53ZM64 97H65V101L63 100ZM74 97H75V98H74ZM145 97H147V99H146ZM165 97H166V96H165ZM169 97H168V98H169ZM220 97H221V98H220ZM250 97H251L252 100L250 99ZM252 97H255V98H257V99L255 100V98H252ZM10 98H12V99H10ZM19 98H20V99H19ZM35 98L38 99V100H36ZM44 98H45V99H44ZM58 98H59V100H58ZM61 98H62V100H60ZM83 98H84V96H83ZM111 98L108 99V100L111 101ZM143 98H144V99H143ZM153 98H156V99H153ZM157 98H158V99H157ZM163 98H164V97H163ZM168 98H166V99H168ZM248 98H249V99H248ZM47 99H48V100H47ZM49 99H50V100H49ZM52 99H53V101H52ZM74 99H75V100H74ZM76 99H79V100H76ZM138 99H140V100L142 99V101H143L144 104L141 103V101H139ZM149 99H151V103H149V102H150ZM185 99H186V100H189V102H188V101H185ZM191 99H192L193 101H192ZM214 99H215V102H214V103H215V106H216V107L213 105V104H214V103H213ZM216 99H217V100H216ZM234 99H235V100H234ZM17 100H18V101H17ZM45 100H46V102H45ZM55 100H56V101H55ZM57 100L59 101V106H58V102H57ZM114 100H115V101H114ZM144 100H145V101H144ZM153 100H154V101H153ZM181 100H180V101H181ZM239 100H241V101H243V102H241V101L239 102ZM257 100H258V101H257ZM259 100H260V101H259ZM51 101H52V102H51ZM63 101H64V102H63ZM74 101H75V102H74ZM80 101H82V99H81ZM110 101H109V102H110ZM136 101H137V102H136ZM138 101H139V102H138ZM245 101L248 102L247 105L243 104V103H246ZM254 101H255V103H253ZM256 101H257V102H256ZM8 102H9V103H8ZM25 102L27 103L26 106L23 105ZM44 102H45V103H48L47 105H50V104H51V107H50V106H47ZM61 102H62V104H61ZM70 102H72V103L74 102V103L71 104ZM78 102H79V103H78ZM124 102H125V103H124ZM145 102H146V103H145ZM182 102H183V101H182ZM184 102H183V103H184ZM191 102H192V103H191ZM199 102H200V103H199ZM202 102H203V103H202ZM204 102H208V103L205 104ZM220 102H221L223 105H222ZM26 103H25V104H26ZM30 103H31V104H30ZM41 103H43V104H41ZM52 103L56 104L57 107H59V108H58L59 110H60L61 108H63L65 111L67 110L66 112H67L68 115L70 114V111L73 112V113H75V114L71 113L70 116L73 114V115H75L76 117H78V118H76L75 116H71V117H72V122H73L75 125H76V123H77L78 125H76V126H77V127H76L75 125H72V124H73V123H72L71 126H72L73 128H74V126H75L76 128H74V129H75L77 132H79L81 135L83 134L84 131H86V129H84V127H83L84 124H85L87 121H89V120H90L89 122H91L92 120H93V121L96 120L94 123H93V121L90 123L91 126H92V129H91L90 127H89V128H90L91 130L94 129V130H93V134H96V132H94V131H96V130H95V127H96V125H97V128H98V126H99L100 129L98 128V130H99L98 132H99V133L97 132V134H98V135L100 134V136H98L97 138H96L97 135H96L95 137H93V139H95V140L97 139V141H99V144H98V142H95L94 140L90 139V136H91V135L94 136V135L92 134V131L89 132L90 129H89V131H88L89 133H87V134H89V136L87 135L88 137H83V136H85L84 134H86V133L84 132V134H83L82 137H81V135L78 133V135H80V138H78L79 136H78V135H77V136L75 135V134H76V131L73 130L72 127H71L72 131L69 132V131L71 130V129H69V128H70V122H69V119H68L70 116L68 117L67 114H66V112H65L63 109H62V110H63V112H65V113H62V112H61L62 110L58 112V110L56 109V106H55V105H52ZM63 103H64V107L62 106ZM76 103H77L78 105H76ZM80 103H82V105H81ZM112 103H108V104L110 105V109H111V110L115 109V108H112V107H111V105H113ZM118 103H120V104H118ZM127 103H128L129 105H128ZM130 103H131V105H130ZM137 103H139L140 105L137 104ZM189 103H190V104H189ZM195 103H197L198 105L200 104V105H199L200 107L198 106L199 108H197V106H195V105H197V104H195ZM201 103H202V104H201ZM209 103H210V104H209ZM236 103H237V104H236ZM238 103H239V104H238ZM240 103H242V104H240ZM251 103H252V104H251ZM257 103H258L259 105H258ZM261 103H262V104H261ZM1 104H3V106H1ZM29 104H30V105H29ZM65 104L68 105V107H66ZM122 104H124V105L126 104V105H128L129 107H126V108H125L124 106H122ZM136 104H137V105H136ZM147 104H148L149 106H147ZM152 104H153V103H152ZM152 104H151V105H152ZM192 104H193V105L195 104L194 107H196V108H193V107H192V106H193ZM226 104H227V105H226ZM248 104H249V105L251 104L250 106H252L253 108L250 107V106H248ZM255 104L258 105V106H257L258 109H257V108L254 109V108L256 107ZM8 105H9V106H8ZM16 105L18 106L17 108H16ZM19 105H20V104H19ZM33 105H32L31 108H33V109L36 110V111L34 110L33 112H35V113H36V112H39L40 110L38 111V110L36 109V107H35V108L33 107ZM35 105H34V106H35ZM75 105H76V107H74ZM83 105H85V108H84ZM88 105H89L90 108H88ZM184 105H185V103H184ZM190 105H191V106H190ZM204 105L206 106L207 109L204 108V107H205ZM208 105H209V107H207ZM210 105H211V106H210ZM234 105H235V106H234ZM238 105H241L240 107H241L242 109H244V113H242L243 111H241L242 109H241L240 107H236V106H238ZM244 105H245L246 107H245ZM260 105H261V106H260ZM22 106H23V108L20 109ZM24 106H25V107H24ZM52 106H54V107H52ZM61 106H62V107H61ZM80 106L83 107L85 110H86V108L89 109L88 112H87V111L84 112L85 110L82 111L83 108H81ZM139 106H141V107H139ZM189 106H190V107H189ZM202 106H203V107H202ZM213 106H214L215 108H214ZM47 107H49L50 109L52 108V109H53V112H50V111H49V108H48V110H47ZM65 107H66V109H65ZM77 107H78V109H79V107H80V109H82V110L79 109V110H80V111H79V110L77 109ZM92 107H93V108H92ZM138 107H139V108H138ZM143 107H144V108H147V110L145 111V109H143ZM210 107H213V109H212V108L210 109ZM222 107H224V108H222ZM227 107H228V108H227ZM232 107H233V108H232ZM235 107H236V109H235ZM259 107H261V109H260ZM29 108H30V107H29ZM54 108H55L56 110H54ZM71 108H73V109H71ZM74 108H76V109L78 110V112H81V113L83 112V115H84V113H85L86 116H89V118H90V117H91V118L89 119L88 117L83 116L84 119H85V118L87 119V120L85 119V121H84V120H83V117H81V118L79 117L80 115L82 116V114H81V113H80V114L77 113L76 110H75ZM137 108H138V109H141V108H142V109H141V110H138ZM148 108H149V109H148ZM201 108H202L203 110H201ZM208 108H209L210 110H209ZM217 108H218L219 110H218ZM226 108H227V109H226ZM246 108H247V109H246ZM251 108H252V109H251ZM6 109H7V108H5V110H6ZM15 109H17V110L19 109V111L16 110L15 112H17V113H15V112H14ZM23 109H25V110H23ZM42 109H44V112H43ZM110 109H109V110H110ZM120 109H121V110H120ZM173 109H175V110H173ZM230 109H231V112L229 111ZM245 109H246V110H245ZM249 109H251V111H248ZM20 110H23V111H20ZM68 110H70L69 113H68ZM74 110H75V112H74ZM176 110H177V111H176ZM187 110H188L189 112H188ZM213 110H214V111H213ZM216 110H218V111H216ZM238 110H239V111H238ZM24 111H27V112L25 113ZM51 111H52V110H51ZM54 111H55V112H54ZM92 111H93V112H92ZM123 111H124V112H123ZM129 111H130V112H129ZM132 111H133L134 113H133ZM143 111H144V112H143ZM202 111H203V112H202ZM208 111H209V113H208ZM220 111H221L222 113H221ZM240 111H241V112H240ZM245 111H247V112H245ZM254 111H255V112H254ZM257 111H258V113H256ZM46 112H47V113H46ZM49 112L52 113V114H50ZM91 112H92V114H90ZM94 112L97 113V114L95 115ZM138 112H139V113H140V112H141V113L143 112V113L145 114L144 117H143V114H141V113H140L141 116L138 115V114H139ZM168 112H169V113H168ZM178 112H179V113H178ZM200 112H201V113H200ZM205 112H206V113H205ZM223 112H224L227 116H226ZM4 113H6V114H4ZM14 113H15V114H14ZM27 113H28V114H27ZM41 113H42V116H43V117L41 116ZM44 113H45L46 115H43ZM53 113H54V114H53ZM55 113H56V114L58 113V114L56 115ZM59 113H60V114L62 113L61 115H62L63 117H65V114H66V116H67L68 118L65 117L66 120H65L63 117H61L62 119L59 118V116H58ZM76 113H77V114H76ZM88 113H89V114H88ZM93 113H94V114H93ZM124 113H125V114H124ZM135 113H136V114L138 113V114L136 115ZM171 113H172V114H171ZM175 113H176V115H174ZM189 113H190V115H191L192 118L188 115ZM197 113L200 114V115H198ZM202 113H205L206 115H207V113H208V116H209V114H210V116L207 117V116L205 115V117L201 119L200 116H201V115L204 116V114H202ZM215 113H216V114H215ZM232 113H233V114L235 113L234 116H232V115H233ZM246 113H247V114H246ZM38 114H40V116H39ZM47 114H48V117H49V118H46V119H45V117H47ZM49 114H50L51 116L53 115L54 118H56V119H55L56 121H57V119L59 118L58 121L60 120L59 122L62 123V125H59L60 123L58 124V123H57L58 121L56 122L55 120H52V119H53V116L50 117ZM98 114H99V116L102 115V116H101L102 118H101V117L98 118V117H99V116H97ZM126 114H127V115H126ZM132 114H133V116H132ZM157 114H158V116H156ZM165 114H166V115H165ZM170 114H171V116H169ZM194 114L197 115V116H195ZM239 114H242V115L240 116ZM17 115L20 116V117L18 116V119H17V117H16ZM128 115H129V116H132V117H134V118L136 117L135 119L138 118V119H137V122H136V120L133 121V118H131V119H132L131 122H132V123H135L137 126H136L135 124H134L135 126H132L133 124H132V123H129L131 119L128 117ZM162 115H165V116H162ZM167 115L170 117V119H171V117H172V119H173V116H175V120L173 119V122H174V123L172 122V119H171L169 122H167V120H169L168 117H167ZM172 115H173V116H172ZM178 115L180 116V118H182V117H185V118H184V119L182 118V120H181V119L179 118ZM182 115H183V116H182ZM217 115H218V117L221 115V116L219 117V119H221L222 121H220V120L218 119L217 122H216V119L218 118ZM223 115H225V116H223ZM230 115H231V116H230ZM257 115H259L260 117H259V116L257 117ZM55 116H56V117H55ZM95 116H96V117H95ZM124 116H125L126 118H129V120H128V119L125 120V119H124ZM138 116H139V117H138ZM149 116H150V119H149V120H150V122H153V123H152L153 125L150 124V123H149V125H148V122H149L148 117H149ZM159 116H160L161 118H158ZM186 116H188L189 118L186 117ZM203 116H202V117H203ZM228 116H230V117H228ZM242 116H244V117H242ZM11 117H10V118H11ZM40 117L42 118V120H41L42 122H40V119H39ZM93 117H94V118H93ZM145 117H146V118H145ZM165 117H167V118H165ZM193 117L197 118V121H195V119H194ZM198 117H199V119H201V120H200V121H201V122H200L201 124L199 123L200 125L197 123V122H199V121H198V120H199ZM214 117H215V118H214ZM216 117H217V118H216ZM238 117H239V118H238ZM12 118H13V117H12ZM51 118H52V119H51ZM79 118H80V119H79ZM92 118H93V119H92ZM97 118L99 119L100 122H98V119H97ZM118 118H119L120 120H117ZM143 118H144V119H143ZM164 118H165L166 120H165ZM176 118L179 119V120H181V124H182V126H184V125L186 124V125L184 126L185 128H182V126H181V124H180V121H179V123H178V120H177V123H178V124L175 122V121H176ZM208 118H209V120H208ZM222 118H227V120L222 119ZM228 118H231V119L229 120ZM236 118H237V119H236ZM261 118H262V119H261ZM43 119H45L46 121H47V119H48L49 121L51 120V121L53 122V124L56 122L59 126H58L56 123H55V124H56L57 126H56L55 124H54V125L52 124L51 127H52V128L54 127V128L52 129V128L50 127V130H49V126L51 125V124H50L51 122L48 123V122H46V121L44 120V121H45V124H49V126L46 125L47 127L44 128L43 126H45V125L43 124V123H44V122H43ZM67 119H68V121H67ZM75 119H77V120L79 119L80 122H79V120H78V121H77V120L75 121ZM88 119H89V120H88ZM91 119H92V120H91ZM109 119H110V118H109ZM139 119H142V120H144V121L141 120V121H142V122H141ZM146 119H147V122H146ZM163 119H164V120H163ZM189 119H190L191 121H190ZM212 119H213V120L215 119V120H214L215 122H214ZM232 119H234V120H232ZM260 119H261V120H260ZM34 120H35V121H34ZM36 120H37V121H36ZM61 120H62V121H61ZM64 120L67 122V123L65 122V124H67V125L69 124V126H66V125L63 126V124H64L63 121H64ZM124 120H125V121H124ZM151 120H152V121H151ZM156 120H157V121H156ZM184 120H185V121H184ZM188 120L192 123V124H191L190 122H188V123H189V126H190L191 128H190V127L188 126V124H187V121H188ZM202 120H205V122L202 121ZM207 120H208L209 122L213 121L216 125L214 124V125H212L213 127H211L210 124H213V122L209 123ZM231 120H232V121H235V120H236V121H235L236 124H234ZM240 120H241V121H240ZM243 120H244L245 122H244ZM19 121H20V122H19ZM24 121H25V122H24ZM32 121L35 122V124H34ZM70 121H71V119H70ZM81 121L83 122L82 124H81ZM102 121H103V123H104L103 125H104L105 127H107V125H108L107 123H110L111 126H110V127L108 126V129L106 128V130H105V127H104L103 125L101 126V124H102L101 122H102ZM104 121H106V122H104ZM121 121H123V122H121ZM126 121H128V122H126ZM138 121H140V122H138ZM155 121H156V123L159 121L158 123H160L161 126H159L160 128L158 127V129L154 131V128L156 129V126H158V125H157L158 123H157V124L154 123ZM160 121H162V123H161ZM165 121H166V122H165ZM183 121H184L185 123H184ZM193 121H194L195 125H193V124H194ZM239 121H240V122H239ZM10 122H12V123H14V124L11 125L12 123H10ZM36 122H37V123L40 122V123L42 124V125H40L41 128L38 126L39 123L37 124ZM75 122H76V123H75ZM89 122H88V123H89ZM96 122H97V123H96ZM206 122H207L209 125H208ZM218 122H219V123H218ZM223 122H224V123H223ZM225 122H226V125H228V126L224 125ZM229 122H232V124L230 123V125H229ZM243 122H244V123H243ZM246 122H248V123H246ZM255 122H256V123H255ZM261 122H262V123H261ZM9 123H10V124H9ZM32 123H33V124H32ZM92 123H93V124H92ZM99 123H100V124H99ZM122 123L124 124L123 126L121 125ZM127 123H129V126H128ZM139 123H143V124L138 125ZM145 123H146V124H145ZM165 123H166V125H167L168 127H169L171 124H173V126L171 125L170 127H174V128L171 129L170 127H169V128H168V127H166V128L163 127V126H165ZM175 123L177 124V126H175V125H176ZM204 123H205V124H204ZM222 123H223V124H222ZM237 123H239V124H238L239 126L237 125ZM254 123H255L256 125H255ZM16 124H17V125H16ZM79 124H81V125H79ZM86 124H87V123H86ZM90 124H89V125H86L85 128H87L88 126H90ZM95 124H96V125H95ZM98 124H99V125H98ZM125 124H127V125L125 126ZM130 124H131V126H130ZM144 124H145L146 126H151V125L154 126V125L156 124V126H155V127H152V129H151V128L149 129V127H145V126H144V127H145V129H144V127L142 126V125H144ZM162 124H163V126H162ZM168 124H169V125H168ZM174 124H175V125H174ZM179 124H180V125H179ZM183 124H184V125H183ZM203 124H204L205 126H204ZM249 124H250L251 126H250ZM260 124H261V125H260ZM33 125H34V126H33ZM35 125H37V127H39V128H38V130L40 129L39 131H41V130L43 129V130H42V133L39 132L37 129H35V128H37ZM94 125H95V127H94ZM196 125H197V126H196ZM202 125H203L204 127H203ZM207 125H208V127H207ZM217 125H218V126H217ZM15 126H16V127L18 126V127L16 128ZM19 126H20V128H19ZM26 126H27V127H35V128H32V129H34V130H32V129H28ZM62 126H63V127H62ZM65 126L67 127V132L64 130V129H65V128H64ZM78 126H80V127L82 126L81 128H83V130H81V132L78 131V130L81 129V128L79 129ZM112 126H113V127H112ZM124 126H125V127H124ZM127 126H128V128H129V131H130V132L128 131V129H125V128H127ZM141 126H142V127H141ZM187 126H188V127H187ZM192 126H194L195 128L193 129ZM216 126H217V127H216ZM222 126H223V127H222ZM225 126H226L227 129L224 128ZM237 126L240 128V130H237V129H239ZM240 126H241V127H240ZM243 126H244V127H243ZM245 126H246V129H245ZM247 126H248V127H247ZM253 126H255V128L257 127L256 130H255V128H254ZM58 127H59V128H58ZM68 127H69V128H68ZM93 127H94V128H93ZM101 127H102L105 131H107V132H108V130H109V134L106 133L103 129H101ZM123 127H124V129H125V132L127 131L126 133H124V131H123V129H122ZM130 127H131V128L133 127V128L130 129ZM138 127H139V128H138ZM177 127H181V128H182V129H181L182 132H183V131H184V132H185V131H186V132H190L191 130H194V132H193V131L190 132V134L193 133V134H192L193 137H194V133H195V134L199 133V134H201V135L203 134L204 137L202 136V138H200L201 136L198 137V136L196 135L195 138L197 137L198 140L195 139V140H196V141H195V140H193L194 138L192 139V138H191V135H189V134L186 133V132H185V133L183 132V133L186 134V135L188 134V136L185 135V137H184V136L181 137L183 134L179 131L180 128H178V130H176ZM186 127L189 129L188 131L186 130ZM197 127H201V130H200V129L197 130V129H198ZM202 127L204 128V130H203ZM218 127H219V129H218ZM228 127H229V128H228ZM234 127H235V128H234ZM236 127H237V129H236ZM251 127L254 128V129H252ZM18 128H19V129H18ZM22 128H23V129H22ZM46 128H48V129H46ZM97 128H96V129H97ZM140 128H141V129L143 128V130H141ZM146 128L149 129V130H146ZM164 128H165V129H164ZM207 128H208V129H207ZM242 128H243V129H242ZM1 129H2V130H1ZM16 129H17V131L19 130V132H16ZM20 129H21V131L23 130L22 132L24 133V135H23V134H22V135L25 136L24 138L27 140V143L25 142L26 140L23 138V136L20 134V133H22V132H20ZM24 129H25V130H24ZM44 129L46 130L45 132H43ZM110 129H112V132L110 131ZM113 129H114V130L119 129L121 132H123L124 134H126V135H125L126 137H125L124 134L121 133L120 131H113ZM121 129H122V130H121ZM139 129H140V130H139ZM160 129L162 130V132H164V130H166V132H164L165 134L162 133ZM169 129H170V130H169ZM184 129H185V130H184ZM190 129H191V130H190ZM222 129H223V130H222ZM247 129L254 130L255 132H256V131H257V132L254 133V131H250V130H247ZM26 130H27V131H26ZM28 130H30V131H28ZM31 130H32V131H31ZM35 130H36L38 133H37ZM47 130H48L49 132H47ZM63 130H64V132H66V133H64ZM100 130H103V131H101L102 133L100 132ZM131 130H132V132H131ZM135 130H136V131H135ZM138 130L141 131V132H143V131H145V130H146V131L144 132V134H142V133L139 132ZM167 130H168V131H167ZM211 130H212V134H210V133H211ZM224 130H227V132L224 131ZM232 130H233V131H232ZM236 130H237L241 135H240L239 133H236V132H237ZM25 131H26V132H25ZM74 131H75V132H74ZM82 131H83V132H82ZM148 131H149V133H148ZM150 131L152 132V135H155L154 133L156 132V135H155L156 137H155V136H152L153 138H154V137H155V138H158V140L163 139V140H162V141H163V145L166 144V145H164V147L166 146V151L164 150L165 153H164V151H161V152H158V153L155 152L154 155H152V156L150 155V156H151L150 158L153 159V162H152V160H150V158H148L149 155H148V157H147V154H148L149 150H148L147 148H145V149L143 150V145H145V144H143V143H144V140L148 138L146 135L149 136V135L151 134ZM157 131H158V133H157ZM174 131H175V132H174ZM178 131H179V132H178ZM195 131H196V132H195ZM197 131H198V132H197ZM229 131H231V132H229ZM235 131H236V132H235ZM241 131H243V132H241ZM245 131H246V132H245ZM7 132H8V134H7ZM12 132H13V134H12ZM14 132H16V134H20L22 137H21L20 135H18V136H19V137H18ZM27 132H28V134H27V137H26V134H25V133H27ZM32 132H34V133H32ZM46 132H47V134H46ZM72 132L75 133V134H74V133H73V134H74V136H75L77 139L74 140V138H73L74 136L72 137V135L70 134V133H72ZM103 132H104V133H103ZM114 132H116V133H115L116 135H117V132H120L121 134H123V136L120 135V133H118L120 136H119V135L115 136ZM135 132H136V133L139 132V133L134 134ZM146 132H147V133H146ZM159 132H161V133H159ZM167 132H168V133H169V132H172V133H169V134H168ZM173 132H174V133H173ZM213 132H214V133H213ZM217 132H218L219 135H217ZM219 132H220V133H219ZM251 132H252V135H250ZM258 132H259V135L257 134ZM30 133H31V135H30ZM35 133H37V134H35ZM40 133H41V134H40ZM43 133H44V134H43ZM50 133H51V134H50ZM57 133L59 134V136H57V135H58ZM63 133H64V134H63ZM90 133H91V134H90ZM112 133H113V134H112ZM127 133H129V134L132 133L135 137H134L132 134H130V135H132V136L129 137V135H128ZM145 133H146V135H145ZM204 133H206V135L209 136L210 138L207 137V136H205ZM227 133H228V136H227ZM229 133H230V135H229ZM231 133H232V134H231ZM235 133H236V135H235ZM244 133H245V134H244ZM34 134L36 135V137H35ZM38 134H40L41 136H37ZM56 134H57V135H56ZM62 134H63V135H62ZM101 134H106L105 136L107 137V139H104V138H106L104 135H103V137H104L103 139H104V140H109V141H111L112 143L107 141V142L109 143V144H108L106 141H102L103 139H101V137H102ZM110 134H111L112 136H110ZM162 134H164V135H162ZM170 134H171V135H170ZM172 134H173V135H174V134H177V135H175V137H177V139H176ZM180 134H182V135H180ZM199 134H198V135H199ZM213 134H215V137H214ZM220 134H222V135H220ZM225 134H226L227 137L225 136ZM242 134H244V135H243L244 137L242 136ZM247 134H248V135H247ZM7 135H8V136L13 135V136H11L13 139L10 137L11 140H13L15 143H16V142L18 143V144H16L17 146L14 145V146H16V147H14L11 151H10V149L7 148V147L10 146V148H12L14 142H13V141H10V138L8 139V136H7ZM28 135H29V136H28ZM61 135H62V136H61ZM136 135H137V138H136ZM140 135H141V137H140ZM142 135L145 136V137H147V138H145V137L142 138ZM158 135H160V139H159V136H158ZM161 135H162L163 137H162ZM166 135H167V136H166ZM169 135H170V136H169ZM233 135H234V136H233ZM237 135H238V137H237ZM253 135H254V136H253ZM14 136H17V138L15 139ZM30 136H31V138H30ZM32 136H34V137H32ZM56 136H57V137H56ZM92 136H91V138H92ZM108 136H109L110 138H109ZM121 136H122L123 138H122ZM127 136H128L131 140H132V139L134 140V142H133V140L131 141V142L133 143V144H132L133 147L130 146V145H131V142H129L130 145H129L128 147H126V148H130V147H131V149H125V146H127L129 143H126L127 145H126V144H123V142L125 143V142H128V141L125 140V141H122V142H121L122 139L124 140V137L128 140V137H127ZM168 136H169V137H168ZM178 136H179V137H178ZM219 136H220L221 139H223V138L225 137V138L223 139V142H224L225 144H224V145H222L223 143L221 144L223 147L218 143V142L221 141L220 138H219ZM222 136H223V137H222ZM245 136H248L247 139H246L247 142H246L245 140H243V139L246 138ZM4 137H2V136L0 137V143H2V141L5 140ZM28 137H29V138H28ZM37 137H39V138L41 137V138L39 139V138H37ZM112 137H115V138L117 137V138L120 139V143H122V144H121V147L119 146L120 143L117 142V141H116L114 138H112ZM133 137H134V138H133ZM150 137H151V136H150ZM150 137H149V138H150ZM161 137H162V138H161ZM165 137H168V138H167V139H164ZM170 137H171V138H170ZM180 137H181V138H185V139L187 138V139H188V140L186 139L187 142H188V141L190 140V138H191V139H192V140H190L191 142L189 141L188 143H192V144H188V145H187L186 142H185V139H181V140H183V142H185V143L181 142ZM228 137H230V138L228 139ZM235 137H237V138H235ZM2 138H4V140H2ZM21 138H22V139H21ZM33 138H34V139L37 138L36 141L33 140ZM68 138H69V140H68V142H66V140H67ZM71 138H73V140H74V141H72V143H71V140H72ZM82 138H83V139H86V140H87V138H88V140L90 139V140H89V143H90V144L88 143V140H87V143H88L87 145H89V146H88L89 148L91 147V148H90L91 150H90L88 147H87L88 149L85 147V146H87V145H85V144H86V141H85V140H82ZM111 138H112V139H111ZM121 138H122V139H121ZM140 138H141V139H144V140H141ZM155 138H154V142L157 140V139H155ZM205 138H206V139H205ZM231 138H234V139L232 140ZM240 138H241V141L239 140ZM17 139H18L19 142H20V141L22 142V143L20 142L21 144L26 143V144H23L25 147H24V146H21V145L19 144V142L17 141ZM20 139H21V140H20ZM23 139H24V140H23ZM28 139H30V140H29V141H30V144L28 143V142H29ZM41 139L43 140V142L41 141ZM61 139H63V138H61ZM70 139H71V140H70ZM78 139H81V141L78 142ZM100 139H101V140H100ZM119 139H118V140H119ZM135 139H136L137 141H136ZM170 139H171V140L174 139V140H175L174 143H173L172 141H169ZM178 139H179L180 142H178ZM207 139H209V141H212L213 144L210 143L209 141H206ZM212 139H213V140H212ZM216 139H217V140H216ZM236 139L239 140V141H237ZM1 140H2V141H1ZM15 140H16V141H15ZM31 140H33L34 142L31 141ZM76 140H77V141H76ZM112 140H115V141L118 143V145H117L116 142L114 143ZM139 140L141 141V143H140ZM165 140H167V141H169V142H171V143L164 142ZM199 140H200V141H199ZM218 140H219V141H218ZM227 140H228L229 142H230V140H232V142H230V143H233L234 145H232V144L230 145V143L227 142ZM252 140H253V141H252ZM8 141H9L10 143L13 142L12 145H7V143L10 144ZM38 141H40V143H41V142H42V143L39 144ZM50 141H51V142H50ZM53 141H54V142H53ZM57 141H58L59 143H58ZM63 141H62V142H63ZM69 141H70V142H69ZM82 141H83V142H82ZM92 141H94V144L96 143L98 146H97V145L93 146L94 144H93ZM100 141H102V142H100ZM129 141H130V140H129ZM138 141H139V142H138ZM194 141H195V142H194ZM198 141L202 143V144L200 143L202 147L199 145V148H201V150H199V148H198V144H196V143H198ZM204 141H206V142H204ZM214 141H215V143H217L216 146H215V144H214ZM233 141H234V142H233ZM235 141H236V142L238 143V145L240 146V147H239L240 150H239V148H237V146L235 147V144H237ZM242 141H243V142L245 141L244 143H245L246 145H244V144L242 143ZM254 141H255L256 144L254 143ZM52 142H53V143H52ZM135 142H137V143H139V144H141V145L143 144L142 146H141V145L139 146V144H138V146H139L138 148L141 149V150H143V151H140V150L137 148V146H135V145L137 144V143H135ZM142 142H143V143H142ZM157 142H158V141H157ZM176 142H177V143H176ZM203 142H204V143H203ZM207 142H209L208 145H207ZM221 142H222V141H221ZM221 142H220V143H221ZM258 142H259V143H258ZM51 143H52V144H51ZM57 143H58V144L61 143V146H60V145L57 146V145H56ZM91 143H92L93 145H92ZM113 143H114V144H113ZM178 143H179L180 146L178 145ZM226 143H227V144L229 143V144L227 145ZM239 143H240V144H239ZM241 143H242V144H241ZM260 143H262V145H260ZM2 144H4V142H3ZM27 144H28V145H27ZM83 144H84L85 146H83ZM111 144H112L113 146H115V144H116V145H117V146H115L116 149H115V148H111L112 146H111V147L109 146V145H111ZM167 144H168V146H167ZM169 144H174V145L176 146V148L178 149V151H179V149L182 147L181 150L179 151L180 154H178V153L176 154V153H175L176 151H174V153H175L176 155H175L174 153H172L169 149H171V148L173 149V147H171L172 145L170 146ZM181 144H182V146H181ZM195 144H196V145H195ZM251 144H253V145H251ZM257 144H259V145L257 146ZM6 145H7V147H6L7 149L5 148ZM41 145H42V146H41ZM51 145L54 146V147H52ZM65 145H66V144H65ZM99 145H100V146H99ZM174 145H173V146H174ZM184 145H187V146L185 147ZM194 145H195V147H194ZM247 145H248V147H246ZM1 146H3V145H1ZM11 146H12V147H11ZM19 146H20V147H19ZM56 146H57V147H56ZM92 146L95 147V149H94ZM122 146H123V147H122ZM175 146H174V147H175ZM227 146H228V147H227ZM229 146H230V148H229ZM231 146H233V147H235V148H233V147H231ZM251 146H252V147H251ZM255 146L258 147V148H256ZM17 147H19V148H17ZM26 147H28V148H26ZM33 147H34V148H33ZM59 147H60V148H59ZM84 147H85L86 149L83 150ZM141 147H142V148H141ZM155 147H156V146H155ZM170 147H171V148H170ZM183 147L185 148V150H184ZM193 147H194V148H193ZM196 147L198 148V150L196 149ZM210 147H211V148H210ZM36 148H37V149H36ZM49 148L52 149V150H50ZM53 148H54V149H55V148H56V149L58 148V149H57V151L54 150V152H53ZM61 148H63V149L65 148V149H64L65 151H66V149H67L68 154L65 155V154L67 153V151H66V153H64L65 151H63V149H61ZM119 148H121V150H120ZM122 148H123V152H122ZM132 148H135V150H137V151L139 150V151L136 152L135 150H132ZM167 148H168V151H170V152L173 154V155H171V156H175V157L172 158L171 156H169L171 153H170V152H167ZM176 148H175V149H176ZM218 148H219V147H218ZM231 148H233V149H235V150H237V151L239 150L238 154H237V152H235V150L233 151V149H231ZM236 148H237V149H236ZM254 148H255V149H254ZM259 148H260V149H259ZM3 149L5 150V153H4V150H3ZM34 149H35L36 152H33ZM114 149H115V150H114ZM117 149H118V150H117ZM124 149H125V150H124ZM164 149H165V148H164ZM172 149H171V150H172ZM177 149H176V150H177ZM191 149H192V150H191ZM204 149H203V151H204ZM214 149H215V150H214ZM241 149H242V150H241ZM249 149H250V150H249ZM253 149H254V150H253ZM46 150H47V151H46ZM48 150H49L51 153H53L52 156L56 153V155H54L53 157H58V156H60V154H62V152H63L64 154H62L63 156L61 155L60 158H61V157L66 158V157H64V155L67 156V157L70 156V157H68V158H70L71 161H70L68 158H66L67 160L64 159V160L67 161V163L64 162L63 158H61L62 160H60L59 157H58L59 159H58V158H56V159L54 158V159H53V158H51V157L49 156V155H51V153L48 154V153H49ZM60 150H61L62 152H61ZM85 150H86V152H85ZM89 150H90V151H89ZM116 150H117V151H116ZM119 150H120V151H119ZM127 150H128V151H127ZM229 150H232V151L230 152ZM243 150H245V151H243ZM256 150H258V151H256ZM259 150H260V152H259ZM6 151H8V152H6ZM9 151H10L11 153L13 152V153H12L13 155H11V153L9 154ZM45 151H46V152H45ZM83 151H84V155H86L85 157H84V155H83V153H82ZM88 151H89V152H88ZM188 151L186 150L185 153H188ZM215 151H216V153H215ZM218 151H219V152H218ZM246 151H247V152H246ZM249 151H250V152H249ZM42 152H43V153H42ZM44 152L47 153V155H48V156L46 155L47 158L50 157V158H48V159H50V161H51V164H50V165L52 166V163L55 161V162L53 163L55 166L53 165L52 167H50L49 165H47V164H49L50 162H49L48 160H46V158H43V156H44V155H43ZM59 152H61V153L58 154ZM77 152H78L79 154H78ZM118 152H119V153H118ZM128 152H129V153H128ZM131 152H132V153H135V152H136V153H135L136 156H133L134 154H132ZM139 152H141L142 154H139ZM145 152H146V153H145ZM184 152H183V153H184ZM197 152H196V153H197ZM208 152H209V154H208ZM213 152H214V153H213ZM217 152H218V153H217ZM226 152H227V154L229 153V154H228L229 156H227ZM241 152H242V153H241ZM245 152H246V153H245ZM251 152H252V153L255 152L256 154H255V153L252 154ZM257 152H259V153H261V154H259V153H257ZM15 153H16V154H15ZM32 153L35 155V158H34V155H33ZM75 153H76V154H75ZM88 153H89V154H88ZM143 153H145V155H143ZM156 153H157V154H160V153H161V155L163 154V156L166 155V154H168V155H166V156L168 157V162H169V160H170L169 158H172V159H171L172 162H173V163L176 162V163H174V164L176 165L177 168H180V169L177 170V168H176L175 166L173 167V165H172L173 163H172L171 161L169 162V165H170V163H172V164H171V165H172L171 168H173V169H170V167H169V165H168V162H165V161H166V159H165L166 156H164V157H163V156H162V157H159V155L157 156ZM169 153H170V154H169ZM185 153H184V154H185ZM230 153H232V155H231ZM235 153H236L237 155H234V156H235V157H234L233 154H235ZM3 154H1V155H2V158H1V155H0V160L2 159V162H4V161L7 162V161H9V160L6 161V159H10V158L8 157V155L5 156V155H6V154H5V155H4L5 158H4V157H3ZM37 154H38V156H37ZM81 154H82V155H81ZM117 154H119V155H117ZM155 154H156V155H155ZM215 154H216V155H215ZM220 154H226V156H225V155L219 156V157H222V158H223V159L221 158V161H222V162H220V164H219V163H218V160H220V159H218L217 156L220 155ZM239 154H240V155H239ZM241 154H242V155H241ZM244 154H245V155H244ZM246 154H247V155H246ZM258 154H259L260 156H258ZM32 155H33V157H32ZM39 155H40V156H39ZM57 155H58V156H57ZM76 155H78L77 158H75ZM87 155H89V156H88L89 158H86ZM126 155H128V156H126ZM161 155H160V156H161ZM178 155H181V156H178ZM211 155H212V156H211ZM214 155H215L216 157H214ZM256 155H257L258 157H257ZM25 156H23V157L25 158ZM27 156H26V158H27ZM46 156H44V157H46ZM71 156H72V158L74 157V160H76L78 163H77L76 161L72 160ZM79 156H82V158L84 157L83 159H84L85 161H84V160H81L82 158L80 157V161H81V163H83V164H81L80 161L77 160V159L79 158ZM90 156H91V157H90ZM92 156L94 157V159H91V158H93ZM130 156H131V157H130ZM137 156H139V158H140V157H141V158L139 159V158H137ZM153 156H154V157H153ZM223 156H225V157H227V158H225V157H223ZM231 156H233V157H231ZM238 156H240V157H238ZM241 156H242V157H241ZM245 156H246V158H245ZM6 157H7V158H6ZM18 157H16V158L18 159ZM37 157H38V158H37ZM135 157H136V160L133 159V158H135ZM146 157H147L148 159H146ZM213 157L216 158L214 161L212 160V159H214ZM253 157H254V158H253ZM259 157H260V158H259ZM261 157H262V159H261ZM3 158H4V159H3ZM12 158H13V157H12ZM12 158H11V159H12ZM16 158H13V159L15 160ZM26 158H25V159H26ZM39 158H40V159H39ZM143 158H144V159H143ZM154 158H155V159H154ZM156 158H158V159H157V162L154 163V160H156ZM160 158H161V160H159ZM162 158H164L165 161H164V160L162 161ZM174 158H177V159L180 158V159H179V161H178L177 159H176V161H173V160H175ZM229 158H230V159L232 158L231 160L233 161V163H231L232 161H229ZM237 158H238V161H239V162L236 164V162H235L234 160H237ZM239 158L242 159V161H241ZM250 158H251V161H249ZM17 159H16L15 161L12 160V161H14L13 164H16ZM21 159H23V158H20V160H21ZM27 159H28V158H27ZM31 159H32V160H31ZM36 159H37V160H36ZM41 159L44 160L43 164L41 163V162H42ZM52 159H53L54 161H53ZM57 159H58L59 162L57 161ZM86 159H87V160L91 159V161L89 160V163H90V162H92V163H91L90 165H89V163H88L87 166H86V164H85V166H83V165H84V162H86V163L88 162V161H86ZM137 159H138V160H137ZM217 159H218V160H217ZM224 159H227L228 162H230V163H229L230 166L228 165V163L226 164L227 160H225V161H226V162H225ZM246 159H248V160H246ZM252 159H255V161L253 160V162H252ZM256 159H257V160H256ZM258 159H259L260 161H259ZM34 160H35V161H34ZM134 160H135V161H134ZM146 160H147V162H146ZM180 160H181V162H180ZM33 161H34L35 163H33ZM37 161H40V162H39V163H41L40 166H39V164H38ZM62 161L65 163V165H67V167H64V164L61 165V164L63 163ZM144 161H145V162H144ZM148 161H151L153 164H152L151 162L148 163ZM160 161H161L162 163H167L168 166H162V163H160ZM191 161H192V160H191ZM216 161H217V162H216ZM223 161L225 162V165H224V166L222 165V164L224 163ZM243 161H244V162H243ZM247 161H249V162H247ZM256 161H257V162H256ZM5 162H4V163H5ZM9 162H10V161H9ZM31 162H32V163L34 164V166H36V167H34L33 164H32ZM47 162H49V163H47ZM61 162H62V163H61ZM69 162H71V163H69ZM73 162H76V164H77V166H78L79 169H78L77 167H75L76 165H73ZM158 162H159L161 165H159ZM178 162H180V163L178 164ZM183 162H184V161H183ZM234 162H235V163H234ZM258 162H259V163H258ZM4 163H3V165L7 164V163H5V164H4ZM10 163H11V164H10ZM10 163H9V165H8V164H7V165L11 167V165H13V164H12V162H10ZM36 163L38 164L39 167H37V164H36ZM56 163H57V165H58L59 163H61V164H59V166H57L58 168L56 167ZM68 163H69V166H68ZM79 163H80V164H79ZM156 163H157V165H156ZM215 163H216V164H215ZM217 163H218L219 165H217ZM242 163H243V164H242ZM246 163H248V164H246ZM31 164H32L33 167L31 166ZM44 164H45V165H44ZM74 164H75V163H74ZM232 164H233V165L236 164V165H235L236 167L233 166ZM244 164H246V165H244ZM249 164H250L251 167L249 166ZM254 164H255V165H254ZM258 164H259V166H258ZM42 165H44V166H42ZM46 165H47V168H51V169H48V170L45 169V168H46ZM60 165H61V166H60ZM88 165H89V167H88ZM178 165H180V167H179ZM194 165H195V164H191V166H194ZM252 165H253V166H252ZM261 165H262V166H261ZM0 166H2V163L0 164ZM8 166H6V165H5V166H2V169H1V167H0V170H1L0 173L4 174V173L6 172V174H9V176H12V175H10V172L8 173L9 170H12V171H11V173L13 172L12 174H15V172L17 171V172H18V175L21 174V175H23V177L26 176V178L23 179L22 177H20L21 175H19V176H18L17 174H16V176L14 175V180H15V181H13V182L15 183V182L17 181V184H16V183L14 184L15 188H17V185L19 186V184H18L19 182L21 183V181H23V180H26V181H27V178H29V176H28L29 174H28V175L26 174V173H27V171H26L27 168H26V167H25V169H26L25 171H26V172L24 171V173H25V175H24V173H22L23 170L21 169V167H19V165H18V166H17V164H16V165H13V166H12L13 168L11 167L12 169H11L10 167H8ZM30 166H31L33 169H32ZM79 166H82L85 170L81 169L82 167L80 168ZM188 166H187V167H188ZM255 166H256V167H255ZM4 167H8V169H7V168L4 169ZM14 167H15V169L18 167V168H20L22 171H21L20 169H18V168H17V170L15 171ZM43 167H44V168H43ZM55 167H56L57 169H56ZM59 167H60V169H59ZM61 167H62V169H63L62 172H61ZM63 167H64V168H63ZM166 167H167V168H166ZM168 167H169V168H168ZM194 167H197V165H195ZM198 167H200V166L198 165ZM198 167H197V168H198ZM221 167H220V168H221ZM253 167H254V168H253ZM9 168H10V169H9ZM34 168H35V169H34ZM36 168H37V169H36ZM54 168H55V169H54ZM181 168H182V169H181ZM188 168H189V167H188ZM247 168H248V169H247ZM256 168H258V170H259L260 172H262V173H261L262 175L259 174L260 172H258V171H257V172H258V175L255 174V173H256V172H255V171H256ZM23 169H24V168H23ZM52 169H53V170H52ZM64 169H65V170H64ZM73 169H74V170H73ZM163 169H166V170L168 169V172L171 173V174L166 173V170H165V172H164ZM174 169H175V170H174ZM253 169H255V170H253ZM2 170H3V171H2ZM4 170H5V171H4ZM6 170H8V171H6ZM13 170H14V171H13ZM18 170H19L20 172H19ZM30 170H31V171H30ZM41 170H40V171H41ZM43 170H42V172H43ZM46 170H47V171H46ZM96 170H97V171H96ZM170 170H171V171H170ZM183 170H184V169H183ZM191 170H192V168H191ZM219 170H220V169H219ZM244 170H246V172H247V170H248V171H249V172H247L248 174H246ZM40 171H38V172H40ZM68 171H69L70 173H69ZM95 171H96V172H95ZM220 171L222 172V170H220ZM253 171H254V173H253ZM3 172H4V173H3ZM97 172H98V173H97ZM180 172H178V173H180ZM241 172H242V173H241ZM251 172H252L253 174H255V175H253ZM40 173H41V172H40ZM40 173H38V174H40ZM55 173H54L53 176L57 177L58 175H56ZM63 173H64V174H63ZM78 173H79V175H78ZM100 173H101V174H100ZM163 173H166V174L164 175ZM173 173H174L175 175H174ZM222 173H224V172H222ZM243 173L246 174L247 176L244 175ZM41 174H44V173H41ZM47 174H48V173H47ZM94 174H95V175H94ZM96 174H98V175H96ZM162 174H163V175H162ZM0 175H1V174H0ZM34 175L37 176V174H34ZM80 175H81V176L83 175V176H85V177H81V178H80V177H79ZM100 175H101V176H100ZM136 175H137V176H136ZM148 175H149V176H148ZM150 175H152V177H151ZM160 175L163 176V180H162V177H161ZM248 175H250V176H248ZM252 175H253V176H252ZM256 175H257V176H256ZM3 176L5 177V175H2V178H4ZM17 176H18V177H17ZM39 176H40V177H39ZM39 176H37V178H41V177H42L41 175H39ZM48 176L53 177L52 175H50V173L48 174ZM77 176H78V177H77ZM94 176H95V177H94ZM98 176L100 177V179H99ZM134 176H136V177H138V178H134ZM155 176H158V177L155 178V181H154V182H153V180H154V179H153V180H152V183H146V182L144 181V180H146V178L150 177V178H148L149 180H148V179H147V180H148L149 182H151L150 180H151L152 178H154ZM164 176H165V177H164ZM168 176H169L170 178H168ZM171 176H172V178H171ZM174 176H176V177H174ZM0 177H1V176H0ZM15 177H16V178H15ZM19 177H20L21 179H23V180L20 179V180L18 181ZM92 177H93V179H94V178H95V179L93 180ZM118 177H120V178H118ZM237 177H238V179H239V178L243 179L242 177H239V176H237ZM251 177H252V178H251ZM2 178H0V179H2ZM49 178H50V177H49ZM66 178H68V179H66ZM86 178H89V179H87V182H85V181H86ZM96 178H98V179L101 180V181H98L99 183H97V181H96L97 179H96ZM101 178H104V181H103V179H101ZM110 178H111V179H110ZM112 178H113V181H114V182L112 181ZM116 178H118V179H116ZM125 178H126V179H125ZM139 178H140V179H139ZM141 178H145V179L143 180V179H141ZM164 178H165V179H164ZM167 178H168V180H166ZM173 178H174V179H173ZM253 178H255V179H253ZM5 179H7V176L5 177ZM5 179H2V180L4 181ZM42 179H43V177L41 178V184H42ZM57 179H58V180L60 179L59 181H61V178H60V177H57ZM82 179H83V180H82ZM84 179H85V180H84ZM91 179L93 180V182H94V181H96V182H94V183H90V182L92 181ZM105 179H107V180L105 181ZM108 179H109V180H108ZM134 179H135V180H134ZM138 179H139V180H138ZM169 179H170V180H169ZM171 179H173V180H171ZM250 179H253V180L250 181ZM43 180H44V179H43ZM67 180H68V181H67ZM69 180H70V182H69ZM71 180H72V181H71ZM88 180H91V181H88ZM119 180H120V181H119ZM128 180H129L130 182H134L135 187L133 186L134 184L128 182ZM131 180H132V181H131ZM141 180H143V182H142ZM180 180H181V177H180ZM239 180H240V179H239ZM0 181H1V180H0ZM38 181H40V180L37 179V182H35L37 185H38V183H40V182H38ZM109 181H110V182H109ZM117 181H118L119 183H121V184H119ZM135 181H137V182L135 183ZM148 181H147V182H148ZM165 181H167V182H169V183H170V181H174V182H171L170 184L168 183V184H169V185H168L167 182H165ZM243 181H244V180H243ZM243 181H241V182H243ZM245 181H244L243 183H246ZM249 181H250V182H249ZM252 181H253V182H252ZM6 182H7V181H4L5 186H8V184H6ZM13 182H12V183H13ZM44 182H46V181H44ZM44 182H43L42 186L45 184ZM48 182L50 183L51 181L48 180ZM48 182H46V184L44 185V187H45L46 185L49 187ZM62 182H61V183H62ZM82 182H84V183H82ZM101 182H102V185H104V188H103V186L101 185ZM103 182H105V183L109 182L110 184H113V186H111L109 183H108L109 186H107V184H104ZM122 182H123V183H122ZM124 182H127V183H124ZM140 182H141V183H140ZM63 183H64V182H63ZM81 183H82V184H81ZM86 183H89V185H88L87 188H86V186H87ZM95 183H96V185H94L95 188H92V187H93L92 184H95ZM114 183H116V184H114ZM117 183H118V184H117ZM128 183H129V184H128ZM138 183H140V184L143 186V188L140 187L141 185L139 184V185H140V186H139ZM143 183H144V184H143ZM145 183H146V184H145ZM164 183H166L167 185H165ZM175 183H174V184H175ZM178 183H179V182H177L176 184H178ZM251 183H250V184H251ZM1 184L4 185L3 182H2V183L0 182V185H1ZM10 184H11V183H10ZM36 184H33L34 187L37 186ZM64 184H65V183H64ZM84 184H85L86 186H85ZM98 184L100 185V187H99ZM130 184H131V185H130ZM147 184H148V185L150 184L149 186H150L151 188H150ZM174 184H173V185H174ZM2 185H1L0 187H2ZM125 185H124V186H125ZM251 185H252V184H251ZM5 186H3V188H2L1 190H3V189L5 188ZM11 186H12V185H11ZM82 186H83V187H82ZM90 186H91V187H90ZM96 186H97V187H96ZM132 186H133V187H132ZM138 186H139V187H138ZM152 186L155 187V186H158V185L155 184V185H152ZM34 187H32L33 190L31 189L32 192L35 191ZM39 187H40V188L38 189V191L41 192V193H38V191H35V192H37V193L40 194V195L43 194V196H44L45 193H44L43 191H40V190H41V188H42V190H45L46 187H45V188H44V187H41L40 184H39ZM84 187L86 188V191H85ZM98 187H99V188H98ZM105 187H106V190H104ZM110 187H111V188H110ZM122 187H123V186H122ZM145 187H147V188H145ZM165 187H166V188H165ZM11 188H14V187L12 186ZM11 188H10V189H11ZM15 188H14V190H15ZM37 188H38V186L36 187V189H37ZM43 188H44V189H43ZM50 188H51V187H50ZM71 188H72V191H70ZM73 188H75V189H73ZM81 188H82L83 191H82V190H79V189H81ZM96 188L98 189V191L96 190L97 193H96V191L94 190V189H96ZM100 188H101V189H100ZM133 188H134V189H133ZM135 188H137V189H139V188L141 189V188H142V189H141L142 191H140V190H139V191H136L137 189L135 190ZM157 188H158V189H157ZM5 189H7V191L10 190L9 187H8V188L6 187ZM5 189H4V190H5ZM46 189H49V188H46ZM66 189H67V188H66ZM68 189H67V191H68ZM76 189H78V190H76ZM89 189H91V190L93 189V190L95 191V193H94V191L92 190L93 193H94V195H93L92 191L89 190ZM107 189L110 190V191H108ZM147 189H148V190H147ZM152 189H153V190H152ZM162 189H163V190H162ZM4 190H3V191H4ZM12 190H13V189H11V190L9 191L10 193L8 192V194H11V192L13 193V192H17V191H19L18 188L16 189V191H14V190L12 191ZM29 190H30V188H29ZM31 190H30V192H29L30 194H28V195L26 196L27 199L25 198V199L23 200L24 202H26L25 200L28 201V198H29L28 196H30L31 193H32ZM88 190H89V192H91L90 194H89V192H87ZM5 191H6V190H5ZM103 191H104V195L102 196ZM107 191H108V192H107ZM131 191H135V192H134L135 195H133L134 193L131 192ZM165 191H166V190H165ZM1 192H2V191H1ZM35 192L32 193L33 196H34ZM69 192H68V193H69ZM125 192H126V191H125ZM138 192H139V193H138ZM142 192H143V193H142ZM146 192H145V193H146ZM18 193H19V192H17L16 194H18ZM107 193H109V194H107ZM152 193H153V192H152ZM152 193H151L150 195H153ZM1 194H3V193H1ZM38 194L35 196L36 199L38 198V197H37ZM136 194H137V195H136ZM40 195H39V196H40ZM87 195H89V197H88ZM115 195H116V196H115ZM7 196H8V195H7ZM7 196H4L5 198L1 197V198H3L1 201H3V200L6 201V200H7V199H6ZM9 196H11V195H9ZM12 196H14V193H13ZM16 196H18V195H16ZM33 196H30V198L33 197ZM112 196H113V199H112ZM114 196H115V198H117L118 200L114 199ZM83 197H81V198H83ZM103 197H104V198H103ZM135 197H134V198H135ZM30 198H29V200H30ZM35 198L31 199V201H28V202L30 203V204L28 205V206H30V208H28V207L26 206L28 209H33L34 207H36L35 204H38V206H39V203L34 202ZM39 198H40V197H39ZM71 198H72V197H71ZM97 198H98V199H97ZM99 198H103V200H101V199H99ZM9 199H12V198L9 197ZM67 199H68V197H67ZM67 199H65V197H64V200H67ZM12 200H14V199H12ZM12 200H10L9 202H11ZM99 200H101V201L99 202ZM109 200H110V202H109ZM111 200H113L112 203H111ZM114 200H116V201H114ZM35 201H37V200H35ZM39 201H40V199L38 200V202H39ZM82 201H81V202H82ZM90 201H91V202H90ZM28 202H26V203L28 204ZM32 202H34L35 204H34L33 207L31 208V203H32ZM68 202H70V200H68ZM68 202H66V203H67V204H70V203H68ZM89 202H90L92 205L89 204ZM106 202H107V203H106ZM113 202H114V203H113ZM115 202H116V203H115ZM2 203H3V202H2ZM4 203H6L8 206H10V205L8 204V202H4ZM4 203H3V205L5 206ZM11 203H12V202H11ZM26 203H25V205H27ZM110 203H111V206H109ZM32 204H33V203H32ZM67 204H65L64 206H66ZM88 204H89L91 207H90ZM107 204H109V205L106 206ZM113 204H115V205L113 206ZM11 205H13V204H11ZM23 206H24V204H23ZM67 206H70V205H67ZM93 206H94V207H93ZM99 206H100L101 208H100ZM10 207H11V206H10ZM95 207H97V208H95ZM23 208H24V207H23ZM96 209H97V210H96ZM95 211H96V213L98 214V216H97V215L95 216V214H96ZM98 211L100 212V215H99ZM9 213H11V215L9 214L8 217L13 215L12 212H9ZM8 217H6V220H7V221H8V219H7ZM3 220H4V219H3ZM6 220H5V221H6ZM9 220H11V219L9 218ZM93 221H94V219H93ZM95 222L97 223V221H95ZM105 222H106V221H105ZM98 223H99V221H98ZM98 223H97V224H98ZM24 227H25V228H24ZM18 228H20V230L17 229V232H18V230H19L20 233H17V234H19V236H18V235H17V236L19 237L20 241L23 242V240L25 239L24 237H27V236L29 237L28 229H26L27 226H24V225L22 224V227L19 226ZM21 228H23V229H25V230L27 231V232L24 231L25 233L22 231V232L25 234L24 237L21 235V233H22L21 230H23V229H21ZM77 228H78V227H77ZM76 232H77V231H76ZM79 233H80V231H79ZM24 234H23V235H24ZM26 234H27V235H26ZM81 235H82V234H81ZM17 236H16V238H18ZM20 236H21V237H20ZM28 237H27V239H25L26 241L29 240ZM83 237H84V236H83ZM23 238H24V239H23ZM85 238H86V235H85L84 239H85ZM25 240H24V242H25ZM81 241H82V240H81ZM16 242H17V241H16ZM79 244H80V243H79ZM30 248H31V247H30ZM31 249H32V248H31ZM89 250H90V249H89ZM28 251H33V249H32V250L29 249ZM33 252H34V251H33ZM89 252H91V251H89ZM29 253H30V252H29ZM31 254H32V253H31ZM160 260H161V259H160ZM8 262H9V264H11V263H12V264H15V263L17 264V262H14V263H13V261H8ZM169 264H171V262H170Z\"/></svg>","mask_w":264,"mask_h":264}]
</instances>
